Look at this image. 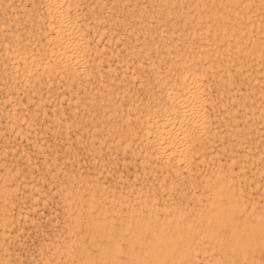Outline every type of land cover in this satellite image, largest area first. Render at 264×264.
<instances>
[{"label":"bare ground","instance_id":"6f19581e","mask_svg":"<svg viewBox=\"0 0 264 264\" xmlns=\"http://www.w3.org/2000/svg\"><path fill=\"white\" fill-rule=\"evenodd\" d=\"M18 1V0H17ZM16 1V2H17ZM43 5H44V14L45 16H47V20L45 21V32L44 34V41L42 44L37 43L39 46L37 48V46H34V51H32V48L30 47H26L23 44H19L20 42L17 41V38H14L13 35L10 36V42L7 43L6 41L2 40L3 45L1 46V51L6 55V61L8 62V70L9 73L11 75H13V81H15V77H23V81L29 82L30 80H33L35 78L38 77V75L43 73L45 76V73H51L53 72V74H62V75H69L70 77L73 78V76L76 77L79 76L81 77L82 75H89V69H87L88 67H90L87 65V63L90 61H94L93 63H97V61L95 62L96 58H98L96 56L95 52H98V50H96L95 48V54L92 52V57L91 55L88 53L89 50L87 48V42L85 38H89L86 37L87 35V30H83L88 26V23H83V24H78L76 18L74 17V10L71 14L69 15V7L73 5L74 0H43ZM78 2V0H76ZM87 1V0H85ZM85 1L83 3V5L85 4ZM107 1V0H106ZM111 1V0H110ZM126 1V0H125ZM125 1L122 0V2L125 3ZM130 1V0H127ZM136 0H134L135 2ZM140 1V0H139ZM138 1V2H139ZM147 1V0H146ZM145 1V2H146ZM154 1V0H153ZM152 1V2H153ZM158 1V0H157ZM162 3L164 2V4L167 6L169 5V3H171L170 1H166V0H159ZM179 5H180V0H177ZM184 1V0H183ZM181 0V4L183 2ZM206 1V0H205ZM208 1V0H207ZM219 1V7L217 9H215L213 7V9H207V5L206 8H203L204 2L203 1H197V0H191V8L189 6H185V7H189L188 10H185L184 12L182 11V13L177 14V12H175V10H173L172 8H166V12H171V15L173 14V20L170 21V25L167 27L162 28L161 26H156L155 28H148V27H144L143 25H147L149 24V22L147 21L148 19L145 17L144 19H147L146 21L148 23L142 24L141 28V32L140 35L136 36V38L139 40L138 42H135L136 44L130 45L129 50L133 51L136 48H138V52H141L140 54L144 55V57H146V61L147 64L151 65L150 67V71L152 73V79L154 81V83L156 84V89L159 91V93H156V100L151 103V98L148 103L147 101H145L144 103H142V99L141 102H139L136 98H135V94L133 96H129L127 97L125 102L122 101H118V94H116L117 92H115V90L113 89V86L111 87L112 89H110L109 87V82H107V87L105 88V94H102V99H100V102L97 101L96 107L92 105V104H87L85 106H82V109L84 110V112L82 113H78L82 114L83 117L87 118L89 120V122L95 121L96 118L99 120V118L102 116H105L101 121L104 123H100V127L101 125L104 126L105 125V130L106 132L105 135L109 138L110 141L114 140L116 138V142L117 145L120 146V150H122V147L124 146H128L130 147V149H128L127 151H133V148L131 146H129V143L131 142V134L136 133L138 136L135 138L136 140H138L139 143L141 144H146L147 147L150 150L148 151V154H152L157 160H159L161 163H164V165L166 166H170L172 169H174L176 167V171H180L178 170V165L176 162V160L179 161V159H182V161L184 162V158L187 160L185 162H189V158L187 157V149L185 148V146L187 144H189V141H191V139L195 136V132L192 129L193 122H198L199 124L194 125V127H197L196 131L198 130L199 127H201L202 125L206 124L203 123V117L206 114H203L199 112L200 107H202L203 102L206 100L207 98L210 99V97H208V95L206 96L203 93V88L205 86V82L206 79H204V76H206V74H210L213 77H215V81L216 83H218L220 85V88L223 90H227L228 89V85H229V80H230V71L228 70L229 66H232L233 68L237 69L239 68L241 71V66L243 64L246 65V63L252 62V61H258V59L262 60V56L264 54V0H218ZM7 2V1H6ZM132 2V1H130ZM142 2V1H141ZM140 2V3H141ZM144 2V1H143ZM148 2V1H147ZM151 1H149L148 3H146V5H148L149 3H152ZM185 2V1H184ZM183 2V3H184ZM190 2V1H189ZM216 2V1H215ZM100 3V1H99ZM109 3V2H108ZM111 3V2H110ZM109 3V4H110ZM116 3V2H115ZM137 3V2H136ZM135 3V4H136ZM155 3V2H154ZM153 3V4H154ZM186 3H188V1L186 0ZM210 3V2H209ZM217 3V2H216ZM251 3V7H247V8H243L245 5ZM30 4V3H29ZM40 4V3H39ZM79 4V3H78ZM87 4V3H86ZM94 4V2H93ZM101 4H102V0H101ZM108 4V5H109ZM118 6V3H116ZM115 4V6H116ZM130 4V3H129ZM134 4V3H132ZM176 4V2H175ZM190 4V3H189ZM214 4V2H213ZM21 5V4H20ZM76 5V3L74 4V6ZM98 5V4H97ZM96 5V6H97ZM107 5V4H106ZM105 5V8L107 7ZM121 5V4H119ZM127 5V4H126ZM152 5V4H151ZM158 5V4H157ZM160 5V4H159ZM171 5V4H170ZM177 5V4H176ZM188 5V4H187ZM6 6V5H5ZM19 6V5H18ZM33 6V5H32ZM80 5H78L79 7ZM91 6V5H90ZM89 6V7H90ZM101 6V5H100ZM140 6V5H139ZM149 6V5H148ZM154 6V5H153ZM152 6V8H153ZM175 6V5H174ZM184 6V4H183ZM182 6V7H183ZM209 6V5H208ZM217 6V5H216ZM39 7V6H38ZM86 7V6H85ZM109 7V6H108ZM125 7V6H124ZM127 7V6H126ZM130 7V6H129ZM135 7V6H134ZM145 8V6H143ZM150 7V6H149ZM148 7V8H149ZM158 7V6H157ZM162 7V6H161ZM164 7V9H165ZM170 7V6H169ZM8 8V7H7ZM10 8V7H9ZM19 8V7H18ZM41 8V7H40ZM97 8V7H95ZM121 8V6H120ZM133 8V7H131ZM136 8V7H135ZM138 8V7H137ZM143 8V9H144ZM147 8V7H146ZM151 8V9H152ZM174 8V7H173ZM178 8V7H177ZM210 8V7H209ZM38 9V8H37ZM43 9V8H42ZM71 9V8H70ZM74 9V8H72ZM90 9V8H89ZM119 9V8H118ZM126 9V8H123ZM130 9V8H129ZM157 9V8H155ZM162 9V8H161ZM160 9V10H161ZM163 9V10H164ZM181 9V8H180ZM186 9V8H185ZM2 10V9H1ZM10 10V9H9ZM13 10V9H12ZM78 10V9H77ZM82 10V9H81ZM97 10V9H96ZM120 10V9H119ZM135 10V9H134ZM137 10V9H136ZM148 9H146L147 11ZM153 10V9H152ZM184 10V9H183ZM40 11V10H39ZM84 11V9H83ZM89 11V10H88ZM144 11V10H143ZM165 11V10H164ZM177 11V10H176ZM179 11V10H178ZM22 12V11H20ZM29 12V11H28ZM104 12V11H103ZM107 12V11H106ZM153 12V11H152ZM159 12V11H158ZM8 13V12H7ZM10 13V12H9ZM12 13V12H11ZM14 13V12H13ZM105 13V12H104ZM126 13V11H125ZM134 13V11L132 12ZM148 13V11H147ZM76 14V13H75ZM81 14V13H80ZM79 14V15H80ZM83 14V13H82ZM93 14V13H92ZM98 14V13H97ZM107 14V13H106ZM110 14V13H109ZM108 14V15H109ZM116 14V12H115ZM121 14V13H120ZM135 14V13H134ZM138 14V13H137ZM156 14V13H155ZM8 15V14H7ZM37 15V14H36ZM78 15V14H77ZM84 15V14H83ZM102 15V14H101ZM141 15L140 11L138 16ZM148 15V14H147ZM152 15V14H151ZM158 15V14H157ZM167 15V17H168ZM24 16H28L24 14ZM33 16V15H32ZM98 16V15H97ZM96 16V17H97ZM110 16V15H109ZM117 17V15H115ZM114 16V17H115ZM123 16V15H122ZM125 16V14H124ZM143 16V15H142ZM145 16V15H144ZM93 17V16H92ZM104 17V16H103ZM115 17V18H116ZM134 17V16H133ZM137 21H140V16H139V20L137 18V16H135ZM152 17V16H151ZM209 17V18H208ZM34 18V17H33ZM36 18V17H35ZM41 18V17H40ZM75 18V19H74ZM119 18V16H118ZM150 18V16H149ZM164 18V17H163ZM170 17H168L169 19ZM208 18V19H207ZM2 19V18H1ZM90 19V18H88ZM97 19V18H96ZM99 19V18H98ZM101 19V18H100ZM128 19V18H127ZM152 19V18H151ZM156 19V18H155ZM167 19V18H166ZM83 20V19H81ZM117 20V19H116ZM121 20V19H120ZM142 20V19H141ZM154 20V19H153ZM157 20V19H156ZM80 21V19H79ZM86 20H84L85 22ZM94 21V19H93ZM99 21V20H98ZM107 21V20H106ZM110 21V20H109ZM133 21V20H132ZM145 21V22H146ZM161 21V20H159ZM11 22V21H10ZM30 22V20H29ZM32 22V20H31ZM87 22V21H86ZM104 22V21H102ZM115 22V21H114ZM125 22V21H123ZM134 22V21H133ZM156 22V21H155ZM165 22V21H164ZM210 22V23H208ZM36 23V22H35ZM34 23V26H35ZM44 23V22H43ZM82 23V22H81ZM91 23V22H90ZM131 23V22H130ZM143 23V22H142ZM102 23L100 22V25ZM108 24V23H106ZM117 24V23H116ZM128 24V23H125ZM135 24V23H133ZM152 24V23H151ZM156 24V23H155ZM162 24V22H161ZM159 22V25H161ZM164 24V23H163ZM22 25V24H21ZM39 25V24H38ZM90 25V24H89ZM96 25V24H95ZM112 25V24H111ZM130 25V24H129ZM132 25V24H131ZM130 25V26H131ZM137 25V24H136ZM153 25V24H152ZM151 25V27H152ZM158 25V23H157ZM41 26H43L41 24ZM97 26V25H96ZM118 26V25H117ZM121 26V25H120ZM126 26V25H125ZM138 26V25H137ZM148 26V25H147ZM27 27H29V25H27ZM33 27V26H32ZM90 27V26H89ZM107 27V26H106ZM106 27L104 26H97V28H94V31H102V29H105ZM129 27V26H128ZM150 27V24H149ZM26 28V27H25ZM38 28V27H37ZM88 28V27H87ZM86 28V29H87ZM120 28V27H119ZM122 28V27H121ZM137 28V27H135ZM28 29V28H27ZM26 29V30H27ZM111 28H109L110 30ZM127 29V28H126ZM139 29V28H137ZM9 30V29H7ZM36 30V29H35ZM38 30V29H37ZM42 33H43V29ZM91 30V29H90ZM107 30V29H106ZM112 30V29H111ZM117 30V29H116ZM132 30V28H131ZM4 31V30H3ZM11 31V30H10ZM14 31V30H13ZM12 31V32H13ZM84 31V32H83ZM96 31V32H97ZM128 31H130L128 29ZM139 31V30H138ZM1 32V31H0ZM16 32V31H14ZM86 32V35L84 34ZM91 32V31H90ZM95 32V33H96ZM127 31H125L126 34ZM132 33V31H130ZM7 33V32H6ZM17 33V32H16ZM33 33V31H32ZM37 32H35L36 34ZM93 33V32H92ZM109 33V31H108ZM107 33V34H108ZM118 34H121L120 32H117ZM136 33V32H135ZM2 34V33H1ZM0 34V35H1ZM12 34V33H11ZM15 34V33H14ZM25 34L27 35L26 31ZM91 35V33H89ZM21 35V34H20ZM19 35V36H20ZM37 35V34H36ZM95 35V34H94ZM93 35V36H94ZM98 35V33H97ZM17 36V35H15ZM117 36V34H116ZM122 36V35H119ZM126 36V35H125ZM124 36V37H125ZM134 36V34L132 35ZM12 37V38H11ZM32 37V35H31ZM30 37V39H31ZM100 37V36H99ZM108 37V35H107ZM105 37V38H107ZM115 37V36H114ZM118 37V36H117ZM123 37V38H124ZM127 37V36H126ZM131 36H128V38ZM21 38V36H20ZM33 38V37H32ZM109 38V37H108ZM127 38V39H128ZM133 38V37H132ZM135 38V37H134ZM27 40V38H25ZM29 39V37H28ZM91 39V37L89 38ZM98 39V38H97ZM104 39V38H103ZM122 39V38H121ZM125 39V38H124ZM123 39V40H124ZM35 40V39H34ZM92 40V39H91ZM115 39H113L114 41ZM129 40V39H128ZM31 42H33V40H30ZM39 40H37L38 42ZM122 41V40H121ZM2 42H0L2 44ZM99 42V41H98ZM23 43V41L21 42ZM34 43V42H33ZM32 43V44H33ZM94 43V41H93ZM108 43V42H107ZM106 43V44H107ZM134 43V42H133ZM26 44V43H25ZM28 44V43H27ZM92 45V43H89V45ZM97 44V43H96ZM100 44V43H99ZM102 44V43H101ZM105 44V45H106ZM112 44V43H111ZM123 44V43H122ZM132 44V43H131ZM34 45V44H33ZM88 45V46H89ZM94 46V44H93ZM129 46V45H128ZM91 47V46H90ZM117 47V46H116ZM104 48L107 49V47L105 46ZM112 48V47H111ZM140 48V49H139ZM92 49V48H91ZM99 49V47H98ZM109 49V47H108ZM88 50V52H87ZM100 50V49H99ZM110 50V49H109ZM113 50V49H112ZM115 50V49H114ZM117 50V48H116ZM126 50V49H125ZM128 50V51H129ZM92 51V50H91ZM1 52V53H2ZM110 52V51H109ZM108 52V54H109ZM115 53V51H113ZM123 52V51H122ZM150 52L153 53L154 57H157L160 61H161V65L159 67L157 66H153V58L152 54L150 55ZM2 53V55H3ZM102 53V52H101ZM117 53V51H116ZM133 53V52H132ZM105 53L101 54L104 55ZM107 54V55H108ZM111 54V53H110ZM120 54V53H118ZM123 54V53H122ZM131 54V52H130ZM140 54L138 56H140ZM4 55V56H5ZM100 55V54H99ZM114 55V54H113ZM134 55V54H133ZM132 55V57L130 56V60H128V62H131V66L134 65H139L142 63L141 60H139L138 58L141 57H134ZM116 56V54H115ZM123 56V55H122ZM126 56V55H125ZM101 57V56H99ZM109 57V56H108ZM105 58V56H104ZM102 59V58H101ZM99 58V61L101 60ZM106 59V58H105ZM104 59V61H106ZM124 59H126V57H124ZM123 58L121 59L124 60ZM157 59V60H158ZM116 60V59H115ZM156 60V62L158 63V61ZM5 61V63H6ZM98 61V62H99ZM126 61V60H125ZM124 61L123 66L125 68L128 67L127 63ZM1 62V60H0ZM4 62V61H3ZM89 62V63H90ZM116 62V61H115ZM253 62V63H254ZM108 63V62H107ZM114 63V61H113ZM157 63H155L157 65ZM4 64V63H3ZM255 64V63H254ZM260 64V63H258ZM94 65V64H93ZM92 65V66H93ZM98 65V63H97ZM244 65V66H245ZM6 66V65H4ZM88 66V67H87ZM106 67H108L107 65H105ZM105 66H101V68H105ZM121 66V65H120ZM148 66V65H147ZM257 66V65H256ZM263 66V65H261ZM95 67V66H94ZM100 66L98 65L97 68H99ZM129 67V68H130ZM252 67V65H251ZM258 67V66H257ZM6 67H3L4 72L7 71L5 69ZM91 68V67H90ZM111 68V67H110ZM118 68V67H117ZM123 68V67H122ZM133 68V67H132ZM139 68L142 69V66H140ZM1 69V67H0ZM100 69V68H99ZM108 69V68H107ZM120 69V68H119ZM135 69V67H134ZM138 69V68H137ZM230 69V68H229ZM238 69V70H239ZM2 70V69H1ZM101 70V69H100ZM99 71L100 73L102 71ZM104 70V69H102ZM114 70V68H113ZM116 70V69H115ZM118 70V69H117ZM122 70V69H121ZM123 70H125L123 68ZM133 70V69H132ZM245 70V68H244ZM254 70V69H252ZM263 70V69H262ZM109 71V70H108ZM112 71V68L111 70ZM109 71V72H110ZM129 71V73H127L126 75H128V79L129 76L131 77V75H134L135 70ZM139 71V70H137ZM136 71L137 74H139ZM141 71V70H140ZM243 71V70H242ZM250 71V70H249ZM2 72V71H1ZM63 72L65 74H63ZM115 72V71H113ZM112 72V73H113ZM128 72V71H127ZM144 72V71H143ZM142 72V74H143ZM149 72V70H148ZM147 72V73H148ZM233 73V70L231 71ZM247 72V71H246ZM244 72V73H246ZM98 73V72H97ZM107 73V72H106ZM126 73V72H125ZM135 73V75H136ZM141 73V72H140ZM239 73V72H238ZM241 73V72H240ZM243 73V72H242ZM241 73V74H242ZM243 73V74H244ZM5 74V73H4ZM9 74V78L10 75ZM42 74V75H43ZM53 75L56 76L57 75ZM91 74V73H90ZM93 74V73H92ZM99 74V73H98ZM103 74V73H102ZM121 74L124 75V72L121 71ZM140 74V75H142ZM145 74V73H144ZM149 74V73H148ZM252 74V73H251ZM1 75V74H0ZM7 75V73H6ZM47 75V74H46ZM52 75V74H51ZM62 77V81H64L63 79L65 77ZM81 75V76H80ZM101 75V74H99ZM118 75V74H117ZM138 75V76H140ZM8 76V75H7ZM104 76V75H103ZM111 76V75H110ZM137 76V75H136ZM242 76V75H241ZM255 76V75H254ZM3 77V76H2ZM5 77V76H4ZM50 77V76H49ZM78 77V78H79ZM92 77V76H90ZM140 77H145V76H140ZM247 77V76H245ZM46 78V77H43ZM58 78V77H57ZM75 78V77H74ZM85 78V76L83 77ZM96 78V76H95ZM98 78V75H97ZM105 78V77H103ZM115 78V77H114ZM133 78V77H132ZM130 78V79H132ZM146 78V77H145ZM259 78V77H258ZM19 79V78H18ZM21 79V78H20ZM41 79V78H40ZM49 79V78H48ZM52 79V78H51ZM55 79V78H54ZM67 79H70L69 77ZM121 78L119 77V80ZM126 79V78H125ZM247 79V78H246ZM254 79H256L254 77ZM260 79V78H259ZM7 80V79H6ZM38 80V79H37ZM71 80V79H70ZM77 80V79H76ZM82 80V77H81ZM98 80V79H97ZM109 80V78H108ZM107 80V81H108ZM114 80V79H113ZM123 81V79H121ZM120 80V82H121ZM139 80V79H136ZM151 80V78H150ZM10 81V80H8ZM7 81V82H8ZM22 81V83H23ZM39 81V80H38ZM37 81V82H38ZM42 81V80H41ZM48 81V80H46ZM45 81V82H46ZM56 81V80H55ZM82 81H86L85 79ZM88 81V80H87ZM91 81V80H90ZM103 81V80H102ZM140 81V80H139ZM138 81V82H139ZM142 81V80H141ZM145 81V80H143ZM152 81V80H151ZM210 81V80H209ZM212 81V80H211ZM238 81V80H237ZM236 81V82H237ZM2 82V81H1ZM44 82V84H46ZM96 82V80H95ZM94 82V83H95ZM99 82V80H98ZM106 81L104 80V83ZM126 82V81H125ZM137 82V84H139ZM253 82V81H252ZM11 83V82H10ZM9 83V84H10ZM13 83V82H12ZM11 83V84H12ZM15 83V82H14ZM18 83V81H17ZM30 83V82H29ZM32 83V81H31ZM30 83V84H31ZM48 83V82H47ZM63 85L65 84L66 87L70 86L69 84L67 85L66 83L62 82ZM67 83H69V81H67ZM80 83V82H78ZM83 83V82H81ZM88 83V82H87ZM92 83V82H91ZM101 83V81H100ZM104 83H102L101 85H103ZM113 83V82H112ZM123 82H121L120 84L122 85ZM129 84L132 82H128ZM127 83V85H128ZM145 83V82H143ZM147 83V81H146ZM150 83V81H149ZM208 84V82H206ZM214 83V82H213ZM245 83V82H244ZM251 83V81H250ZM262 83V82H261ZM8 84V83H6ZM10 84V85H11ZM21 84V83H20ZM27 84V83H26ZM38 83H36L37 85ZM56 84V83H55ZM77 84V82H76ZM89 84V83H88ZM126 84V83H125ZM148 84V83H147ZM246 84V83H245ZM47 85V84H46ZM45 85V86H46ZM64 85V86H65ZM83 86V84H81ZM93 85V84H92ZM106 85V84H105ZM104 85V87H105ZM118 85V84H117ZM126 85V86H127ZM134 85V84H133ZM132 85V86H133ZM146 85V84H144ZM141 84V86H144ZM237 85V84H236ZM1 86V84H0ZM4 86V85H3ZM20 86H24V85H20ZM62 86V85H61ZM60 86V87H61ZM77 86V85H76ZM75 86V87H76ZM148 86V85H146ZM155 86V85H154ZM17 87V86H15ZM31 86H29L30 88ZM38 87V86H37ZM58 87V86H57ZM89 87V86H88ZM98 87V86H96ZM131 87V84H130ZM136 87V85H135ZM258 87V86H257ZM4 88V87H3ZM23 88V87H22ZM28 88V89H29ZM54 88V87H53ZM74 88V87H73ZM95 90L96 88L93 87ZM115 88V87H114ZM127 88V87H125ZM151 88V87H150ZM149 88V89H150ZM207 88H209V85L207 86ZM216 88V87H214ZM219 88V87H218ZM259 88V87H258ZM257 88V89H258ZM11 89V88H10ZM15 89V88H14ZM18 89V87L16 88V90ZM34 89V88H32ZM57 89V88H56ZM72 89V88H71ZM83 88H81V90H83ZM92 89V88H91ZM130 89V88H129ZM132 89V88H131ZM155 89V87H154ZM210 89V88H209ZM232 89V88H231ZM238 89V88H237ZM243 89V88H242ZM20 90V88L18 89ZM25 90V89H24ZM24 90H22L24 92ZM36 90V89H35ZM69 90V89H68ZM104 90V89H103ZM119 90V89H118ZM117 90V91H118ZM144 90V89H143ZM207 90V89H206ZM217 90V88H216ZM236 90V89H234ZM248 90V88H247ZM252 90V87H251ZM259 90V89H258ZM257 90V91H258ZM6 91V90H5ZM27 91V89H26ZM57 91V90H56ZM88 91V89H87ZM101 93L102 92V88H101ZM114 91V92H112ZM120 91V90H119ZM122 91V90H121ZM125 91V90H124ZM131 91V90H130ZM139 91V90H138ZM146 91V90H144ZM150 91V90H149ZM156 91V90H155ZM209 91V90H208ZM221 91V90H220ZM238 91V90H237ZM244 91V90H243ZM256 91V92H257ZM4 92V91H3ZM45 92L46 89H45ZM44 92V93H45ZM75 92V91H74ZM92 92V90H91ZM98 92V90H97ZM206 92V91H204ZM210 92V91H209ZM209 92H207L206 94H208ZM228 92V91H227ZM226 92V93H227ZM231 91H229L230 93ZM233 92V91H232ZM15 93V92H14ZM27 93V92H26ZM30 93V91H29ZM34 93V91L32 92ZM38 93V91H37ZM63 93V92H62ZM61 93V94H62ZM69 93V91H68ZM83 93V92H82ZM81 93V94H82ZM89 93V92H88ZM142 93V92H141ZM148 93V92H147ZM151 93V92H150ZM155 93V92H154ZM215 93V91H214ZM9 94V93H8ZM22 94V92H21ZM20 94V95H21ZM41 94V93H40ZM53 94V93H52ZM93 94V93H92ZM127 94V93H126ZM146 94V93H145ZM144 94V95H145ZM153 94V93H152ZM6 95V94H5ZM9 95H12V93H10ZM39 95V93H38ZM117 95V96H116ZM125 95V94H124ZM213 95V94H212ZM220 95V94H219ZM228 95V94H227ZM236 95V94H235ZM238 95V94H237ZM252 95V94H251ZM255 95V94H254ZM4 96V95H3ZM13 96V95H12ZM45 96V95H44ZM43 96V97H44ZM60 96V95H59ZM63 96V94L61 95ZM74 96V95H73ZM79 96V94H78ZM77 96V98H78ZM93 96V95H92ZM139 96V95H138ZM141 96V94H140ZM139 96V97H140ZM153 96H155L153 94ZM210 96V94H209ZM214 96V95H213ZM212 96V97H213ZM234 96V95H233ZM242 96V95H241ZM240 96V97H241ZM6 97V96H5ZM14 97V96H13ZM18 97V96H17ZM27 97V94H26ZM26 97H24L26 99ZM50 97V96H48ZM76 97V96H74ZM82 97V96H81ZM88 97V96H87ZM86 97V98H87ZM91 97V94H90ZM100 97V96H98ZM144 97V96H143ZM149 97V96H148ZM219 97V96H218ZM217 97V98H218ZM225 97V96H224ZM245 97V96H244ZM261 97V96H260ZM7 98H9V96L7 95ZM32 100V97H29ZM42 98V97H41ZM65 98V97H64ZM70 98V97H69ZM76 98V100H78ZM121 98H125V97H121ZM120 98V99H121ZM147 98V96H146ZM145 98V99H146ZM216 98V99H217ZM231 98V97H230ZM3 99V98H2ZM14 99V98H12ZM16 99V98H15ZM24 99V100H25ZM28 99V98H27ZM35 99V98H34ZM38 99V98H37ZM55 99V98H54ZM67 99V98H66ZM91 99V98H90ZM98 99V98H96ZM209 103H211V99L209 100ZM221 99V98H220ZM237 99V98H236ZM246 99V98H245ZM1 100V99H0ZM42 100V99H41ZM46 100V99H45ZM65 100V99H64ZM81 100V99H80ZM88 100V99H86ZM85 100V101H86ZM93 100V99H92ZM149 100V99H148ZM234 100V99H233ZM253 100V99H252ZM257 100V99H256ZM3 100H1L2 102ZM17 101V100H15ZM19 101V99H18ZM27 101V100H26ZM58 101V99H57ZM67 101V100H66ZM91 100H89L90 102ZM124 101V100H123ZM215 101V100H212ZM246 101V100H245ZM249 101V100H248ZM11 102V101H9ZM38 102V101H36ZM83 102V100H82ZM242 102V101H240ZM4 103V102H3ZM18 103V102H17ZM21 103V101H20ZM26 103V102H25ZM35 103V102H34ZM33 103V105H34ZM54 103V102H53ZM58 103V102H57ZM74 103V102H73ZM80 103V102H78ZM84 103V102H83ZM82 103V104H83ZM142 103V104H141ZM263 103V102H262ZM260 103V105L262 104ZM1 104V103H0ZM59 104V103H58ZM215 104V103H214ZM219 104V103H218ZM226 104V103H225ZM238 104V103H237ZM258 104V103H257ZM13 105V104H12ZM9 105V106H12ZM16 105V103H15ZM38 105V104H37ZM81 105V104H80ZM79 105V106H80ZM210 105V104H209ZM216 105V104H215ZM240 105V104H239ZM252 105V104H251ZM250 105V106H251ZM8 106V107H9ZM21 106V105H20ZM24 106V105H23ZM35 106V105H34ZM55 106V105H54ZM78 106V108H79ZM204 106H206L204 104ZM203 106V109H204ZM235 106V105H234ZM243 106V109L246 107ZM258 106V105H257ZM2 107V106H1ZM0 107V108H1ZM17 107V106H16ZM53 107V106H52ZM61 107V106H60ZM213 107V106H212ZM226 107V106H224ZM228 107V106H227ZM232 107V106H231ZM248 107V105H247ZM5 108V107H4ZM3 108V109H4ZM25 108V107H24ZM32 108V107H31ZM76 108V107H74ZM211 108V105H210ZM214 108V107H213ZM211 108V109H213ZM217 108V107H216ZM236 108V106H235ZM235 108L232 109L235 110ZM249 108V107H248ZM256 108V107H253ZM261 108V107H260ZM11 109V107H10ZM68 109V108H67ZM72 109V108H71ZM81 109V110H82ZM225 109V108H224ZM240 109V108H239ZM42 110V109H40ZM130 110L133 112H131V116L133 114L134 116V125L133 127H129L127 125V123L130 122V120L127 121V123L125 122L127 120V118L130 116ZM230 110V109H229ZM2 111V110H1ZM5 111V109H4ZM10 113V110H7ZM12 111V109H11ZM14 111V110H13ZM16 111V109H15ZM59 111V110H57ZM215 111V110H214ZM220 111V110H219ZM228 111V110H227ZM226 111V112H227ZM232 111V110H231ZM252 111V110H251ZM254 111V110H253ZM256 111H258L256 109ZM3 112V111H2ZM24 112V111H23ZM27 112V111H26ZM36 112V111H35ZM81 112V111H80ZM218 112V111H217ZM216 112V113H217ZM224 112V110L222 111ZM18 113V112H17ZM15 113V115L17 114ZM31 113V112H30ZM29 113V114H30ZM239 113V112H238ZM6 114V113H4ZM3 114V115H4ZM19 114V113H18ZM18 114L16 117H18ZM27 114V113H26ZM52 114V112H51ZM50 114V115H51ZM203 114V117H202ZM208 114V113H207ZM220 114V113H219ZM225 114V113H224ZM222 114V115H224ZM228 114V113H227ZM230 114V113H229ZM248 114V113H247ZM10 117L12 115L9 114ZM14 115V114H13ZM42 115V114H40ZM57 115V114H56ZM54 115V116H56ZM61 115V114H60ZM59 115V116H60ZM77 115V116H78ZM244 115V114H243ZM250 115V114H249ZM254 115V114H251ZM26 116V115H25ZM29 117V115H27ZM227 116V115H226ZM8 117V116H7ZM6 117V118H7ZM9 117V118H10ZM20 117V116H19ZM40 117V116H39ZM208 117V115H207ZM239 117V116H238ZM256 117V116H255ZM262 117V116H261ZM38 118V117H37ZM56 118V117H55ZM211 118V117H210ZM213 118V116H212ZM223 118V117H222ZM236 118V117H234ZM243 118L245 119V116H243ZM252 118V117H250ZM254 118V117H253ZM5 119V118H4ZM3 119V121H5ZM12 119V117H11ZM21 119V118H19ZM17 119V120H19ZM84 119V118H83ZM205 119V118H204ZM209 119V118H208ZM207 119V120H208ZM233 119V118H232ZM238 119V118H237ZM243 119V120H244ZM15 120V118H14ZM22 120V119H21ZM20 120V121H21ZM30 120V118H29ZM64 120V118H63ZM206 120V119H205ZM226 120V119H225ZM234 120V119H233ZM236 120V119H235ZM256 120V119H255ZM28 121V118L27 120ZM58 121V120H56ZM65 121V120H64ZM224 121V120H223ZM222 121V122H223ZM250 121V120H249ZM261 121V120H260ZM9 124L10 121H8ZM13 122V119H12ZM22 122V121H21ZM25 122V120L23 121ZM67 122V121H66ZM100 122V120H99ZM132 122V121H131ZM130 122V123H131ZM207 122V121H206ZM209 122V121H208ZM212 122V121H211ZM221 122V121H220ZM219 122V123H220ZM234 122V121H233ZM254 122V121H252ZM251 122V123H252ZM26 123V122H25ZM75 123V121H74ZM129 123V124H130ZM210 123V122H209ZM216 123V122H215ZM227 123V122H226ZM225 123V124H226ZM229 123V122H228ZM246 123V122H245ZM249 123V122H248ZM3 124V123H2ZM15 124V123H14ZM19 124V123H16ZM56 124V123H55ZM64 124V123H63ZM91 124V123H90ZM133 124V123H132ZM208 124V123H207ZM211 124V123H210ZM231 124V123H230ZM255 124V122H254ZM258 124V123H256ZM260 124V123H259ZM32 125V123H31ZM29 125L28 122V126ZM58 125V124H57ZM94 125H96V123L94 122V124L90 125L92 127H94ZM98 125V124H97ZM131 125V124H130ZM213 125H214V121H213ZM224 125V124H223ZM235 125V124H234ZM233 125V126H234ZM237 125V124H236ZM249 125V124H247ZM261 125H263L261 123ZM12 126V125H11ZM20 128V124L18 125ZM18 126H16L18 128ZM23 126V123H22ZM26 126V124H25ZM65 126V125H64ZM86 126V125H85ZM88 126V125H87ZM210 126V125H208ZM243 126V125H242ZM241 126V127H242ZM252 126V125H251ZM10 127V126H9ZM57 127V126H56ZM99 127V128H100ZM213 127V126H212ZM211 127V129H212ZM219 127V126H218ZM224 127V126H223ZM227 127V126H226ZM238 127V126H237ZM254 128V125L252 126ZM258 127V125H257ZM22 128V127H21ZM20 128V129H21ZM23 128H26L23 126ZM28 128V127H27ZM26 128V129H27ZM64 128V127H63ZM66 128V126H65ZM95 129L97 128L94 127ZM93 128V129H94ZM99 128H97L99 130ZM103 128V127H102ZM209 128V127H208ZM216 128V127H215ZM214 128V129H215ZM250 128V126H249ZM260 128V127H258ZM52 129V128H51ZM85 129V128H84ZM238 129V128H237ZM245 129H247V133L249 134L250 132L252 133V131L248 132V128H246L245 125ZM1 130V129H0ZM10 130V129H9ZM12 130V128H11ZM19 130V129H18ZM16 130V131H18ZM28 130V129H27ZM92 130V129H91ZM203 130V129H202ZM229 130L230 129H226ZM260 130V129H259ZM263 131V129H261ZM14 131V130H13ZM15 131V132H16ZM24 131H26L24 129ZM23 131V133H25ZM29 131V130H28ZM34 131V125H33V130ZM95 131V130H94ZM222 131V130H221ZM235 131V129H234ZM234 131L231 130V132L235 133ZM261 131V132H262ZM88 132V131H87ZM199 132V131H198ZM197 132V133H198ZM205 132H209V131H205ZM204 132V133H205ZM228 132V131H227ZM230 132V134L232 135V133ZM242 132V129L241 131ZM260 131H258L259 133ZM260 132V133H261ZM21 133V131H20ZM19 133V134H20ZM26 133H28L26 131ZM32 133V132H31ZM99 133V131H98ZM202 133V132H201ZM203 133V135H204ZM218 132H215V135ZM220 133V132H219ZM257 133V132H256ZM257 133V134H258ZM263 133V132H262ZM12 134V133H11ZM15 134V133H13ZM22 134V133H21ZM34 134V133H33ZM91 134V131H90ZM94 134V133H93ZM199 134V133H198ZM196 134V136L198 135ZM206 134V133H205ZM212 134V133H210ZM226 134V133H225ZM237 134V133H236ZM239 134V133H238ZM237 134V135H238ZM244 134V133H243ZM246 134V133H245ZM253 134V133H252ZM255 134V133H254ZM256 134V135H257ZM76 135V134H75ZM89 135V134H88ZM103 134H101L102 136ZM202 135V134H201ZM206 134L204 136V138H207ZM219 135V134H218ZM259 135V134H258ZM98 136V134H97ZM212 136V135H211ZM253 136V135H252ZM261 136V135H260ZM20 137V135H19ZM33 137V136H32ZM100 137V136H99ZM122 137V139L120 138ZM218 137V136H217ZM220 137V135H219ZM230 137V135H229ZM235 137V136H234ZM240 137V136H238ZM2 138V137H1ZM4 138V137H3ZM24 138V137H23ZM196 138L193 139L195 141H197V139H199V141H202L203 137L201 136V140L198 136L194 137ZM248 138V137H247ZM256 138V137H255ZM259 138V137H258ZM30 139V137H29ZM41 139V138H40ZM95 139V138H94ZM118 139L121 141H118ZM212 139V137H211ZM221 139V138H219ZM225 139V137H224ZM230 139V138H229ZM235 139V138H234ZM242 139H244L242 137ZM262 139V137L260 138ZM98 140V139H97ZM96 140V141H97ZM100 140V139H99ZM135 140V141H136ZM192 140V141H193ZM204 140V139H203ZM208 139H206L207 141ZM213 140V139H212ZM210 140V141H212ZM231 140V139H230ZM233 140V139H232ZM247 139H245L246 142ZM35 141V140H34ZM33 141V143H34ZM89 141V139L87 140ZM209 141V142H210ZM218 141V140H217ZM215 140V142H217ZM262 141V140H261ZM194 142V141H193ZM208 142V144H210ZM213 142V141H212ZM214 142V143H215ZM222 142V141H221ZM227 142V139L226 141ZM232 142V141H231ZM240 143V141H238ZM254 142V141H253ZM252 142V143H253ZM264 142V141H262ZM38 143V142H37ZM36 143V144H37ZM97 143L99 144V142L97 141ZM102 143V141H101ZM113 143V142H112ZM223 143V142H222ZM242 143V142H241ZM240 143V144H241ZM40 144V143H39ZM66 144V143H65ZM90 144V143H88ZM92 144V143H91ZM91 144L89 146H91ZM105 144V142H104ZM137 144V143H136ZM194 144V143H193ZM198 144V142H197ZM201 145L202 142L200 143ZM243 144V143H242ZM256 144V141H255ZM33 145V144H32ZM96 145V144H95ZM94 145V146H95ZM116 145V146H117ZM134 145V142H133ZM139 145V144H138ZM221 145V143L219 144ZM226 145V143H225ZM224 145V146H225ZM229 145V144H227ZM237 145V143H236ZM235 145V146H236ZM39 145H36V147ZM42 146V145H41ZM93 146V147H94ZM97 146V145H96ZM104 146V145H103ZM107 146V145H106ZM114 146V145H113ZM193 146V145H192ZM195 146V145H194ZM218 146V145H217ZM217 146H214L215 148H217ZM222 146V145H221ZM234 146V145H233ZM232 146V148H233ZM240 146V145H239ZM242 146V145H241ZM34 147V146H33ZM92 147V149H93ZM108 147V146H107ZM137 147V146H136ZM196 147V146H195ZM219 147V146H218ZM230 147V146H229ZM247 147H251L249 144ZM254 147V145H253ZM262 148V146H260ZM6 149H8L7 147H5ZM41 148V147H38ZM95 148V147H94ZM97 148V147H96ZM96 148H95V153H96V158H97V153L96 152ZM111 148V147H110ZM113 148V147H112ZM111 148V149H112ZM145 148V147H144ZM183 148H185L183 150ZM201 148V147H199ZM209 148L212 149V146H209ZM214 148V149H215ZM223 148V147H222ZM227 148V147H226ZM235 148V147H234ZM257 148V147H255ZM259 148V147H258ZM257 148V149H258ZM264 148V147H263ZM262 148V151H263ZM83 149V148H82ZM87 149V148H86ZM135 149V147H134ZM188 149H190L188 147ZM193 147L190 149L193 151ZM207 149V148H206ZM213 149V150H214ZM242 149V147H241ZM3 150V149H2ZM39 150V149H38ZM90 150V149H89ZM99 150V149H98ZM103 150V149H102ZM118 150V148H117ZM143 150V149H142ZM141 150V151H142ZM200 150V149H199ZM227 150V149H226ZM231 150V149H230ZM233 150V149H232ZM245 150V149H244ZM254 150V149H253ZM4 151V150H3ZM54 151V150H53ZM87 151V150H86ZM91 151V150H90ZM135 151H137L135 149ZM146 151V150H144ZM197 151V150H196ZM195 151V152H196ZM202 151V150H201ZM208 151V149H207ZM234 151V150H233ZM240 151V150H239ZM248 151V150H247ZM246 151V152H247ZM252 151V150H251ZM260 151V149H259ZM6 152V151H5ZM84 152V151H83ZM113 152V150H112ZM124 152V151H123ZM147 152V151H146ZM189 152V154L191 153ZM210 153H212L211 151H209ZM227 152V151H226ZM243 152V151H242ZM256 152V151H255ZM254 152V154H255ZM258 152V151H257ZM131 153V152H130ZM141 153V152H140ZM143 153V152H142ZM141 153V154H142ZM202 153V152H199ZM205 153V152H204ZM264 153V152H262ZM50 154V152H49ZM53 154V152H52ZM51 154V155H52ZM68 154V153H67ZM70 154V153H69ZM112 154V153H111ZM120 154V153H119ZM118 154V155H119ZM146 154V153H144ZM209 154V153H206ZM215 154V153H214ZM217 154V153H216ZM220 154V153H219ZM227 154V153H226ZM251 154V152H250ZM258 154V153H257ZM2 155V154H1ZM74 155V154H73ZM109 155V153L107 154ZM114 155V154H112ZM211 155V154H210ZM209 155V156H210ZM236 155V152H235ZM260 155V153H259ZM50 158V155H48ZM67 156V155H66ZM137 156V155H136ZM192 156V153L191 155ZM202 156V154H201ZM208 156V157H209ZM231 156V155H230ZM237 156V155H236ZM249 156V155H248ZM27 157V156H26ZM75 157V156H74ZM91 157V156H90ZM94 159L95 157L92 156ZM102 157V156H101ZM111 157V155H110ZM139 157V156H138ZM151 157V156H150ZM200 157V155H199ZM207 157V158H208ZM213 157V155H212ZM229 157V155H228ZM242 157H244V154H242ZM251 157V155H250ZM260 157V156H259ZM264 157V156H263ZM24 158V157H23ZM22 158V159H23ZM52 158V157H51ZM68 158V157H67ZM66 158V159H67ZM71 158V156L69 157ZM76 158V157H75ZM100 158V157H98ZM118 158V157H117ZM144 157H140V160ZM149 158V157H148ZM188 158V159H187ZM204 158V156L202 157ZM211 160H213L211 157H209ZM217 158V157H216ZM234 158V157H233ZM232 158V160H233ZM241 158V157H240ZM245 158V157H244ZM249 158V157H248ZM247 158V159H248ZM252 158L257 159V157H251V161ZM29 159V158H27ZM54 159V158H52ZM61 159V158H60ZM65 159V160H66ZM120 159V158H119ZM129 159V158H128ZM218 159V158H217ZM225 159V158H224ZM237 159V158H236ZM254 159V160H255ZM3 160V159H2ZM50 160V159H48ZM59 160V159H58ZM57 160V161H58ZM68 160V159H67ZM91 160V159H90ZM93 160V159H92ZM99 160V159H98ZM101 160V159H100ZM99 160V161H100ZM121 160H123L121 158ZM125 160V159H124ZM201 160V159H199ZM204 160V159H203ZM219 160V159H218ZM231 161V159H229ZM238 160V159H237ZM242 160V159H241ZM253 160V162H255ZM42 161V159H41ZM70 161V160H68ZM74 161V160H73ZM94 161V160H93ZM113 161V159H112ZM126 161V160H125ZM128 161V160H127ZM131 161V160H130ZM147 160H145L146 162ZM158 161V162H159ZM177 161V162H178ZM193 161V160H192ZM244 161V160H243ZM247 161V160H246ZM250 161V160H249ZM53 162V160H52ZM87 162V161H86ZM115 162V159H114ZM137 162H141V161H137ZM144 162V163H145ZM196 162V160H195ZM194 162V163H195ZM216 162V159H215ZM233 162V161H232ZM248 162V161H247ZM260 163H262V161H259ZM147 163V162H146ZM145 163V164H146ZM153 163V162H152ZM157 163V162H156ZM192 162L190 161V164ZM193 163V164H194ZM205 163V162H204ZM217 163V162H216ZM228 163V162H227ZM245 163V162H244ZM2 164V161L1 163ZM15 164V163H14ZM13 164V165H14ZM48 164V163H47ZM47 164L45 163V166H47ZM121 164V163H120ZM155 163H153L154 166ZM159 164V163H157ZM237 165L239 163H236ZM235 164V166H236ZM252 164V163H251ZM259 164V163H258ZM16 165V164H15ZM69 165V164H68ZM132 165V164H131ZM184 163L182 164V167H186L183 166ZM187 165V163H186ZM196 165V164H195ZM194 165V166H195ZM205 165V164H204ZM261 165V164H260ZM7 166V165H6ZM52 166V165H50ZM59 166V165H58ZM102 166V165H101ZM105 166V165H103ZM140 166V164H139ZM147 166V165H146ZM149 166V165H148ZM147 166V167H148ZM156 166V164H155ZM210 166V165H209ZM225 166V165H224ZM229 167H231L230 165H228ZM227 166V167H228ZM262 166V165H261ZM5 167V166H4ZM13 167V166H12ZM16 167V166H15ZM120 167V166H119ZM125 167V166H124ZM164 167V166H162ZM202 167V166H201ZM213 167V166H212ZM218 167V166H217ZM244 167V166H243ZM253 167V166H252ZM263 167V166H262ZM3 168V167H1ZM10 168V167H9ZM45 168V167H43ZM62 168V167H61ZM68 168H70V166H68ZM92 168V167H91ZM166 169V167H164ZM205 168V167H204ZM215 169V167H213ZM224 168V167H223ZM245 168V167H244ZM6 169V168H5ZM4 169V170H5ZM65 169V168H64ZM63 169V170H64ZM80 169V168H79ZM90 169V168H89ZM100 169V168H99ZM151 169V167H150ZM148 169V170H150ZM160 169V166H159ZM187 172V168H185ZM190 169V165L189 168ZM195 169V168H194ZM197 169V168H196ZM212 169V168H210ZM213 169V170H214ZM232 169V167H231ZM230 169V170H231ZM240 169L241 171V167L238 168V170ZM260 169H264V168H260ZM18 170V169H17ZM49 170V169H48ZM54 170V167H53ZM105 170V169H104ZM134 170V169H132ZM140 170V169H139ZM200 170V169H199ZM216 171H219L217 169H215ZM214 170V171H215ZM226 170V169H225ZM229 170V169H228ZM243 170V169H242ZM250 170V168H249ZM254 170V169H253ZM257 170V169H256ZM254 170V171H256ZM97 171V170H96ZM100 171V170H99ZM106 171V170H105ZM153 171V170H152ZM150 171V173L152 172ZM172 171V170H171ZM170 171V172H171ZM188 171H192L191 169ZM198 171V170H197ZM204 172V169L202 170ZM209 171V170H208ZM207 171V172H208ZM213 171V172H214ZM221 171V170H220ZM224 171V170H223ZM234 171V170H233ZM245 172V170H243ZM241 171V172H243ZM259 171V170H258ZM4 172V171H3ZM10 172V171H9ZM14 172V171H12ZM107 172V171H106ZM118 172V171H117ZM116 172V173H117ZM120 172V171H119ZM118 172V173H119ZM138 172V171H137ZM142 172V169H141ZM154 172V171H153ZM158 172V171H157ZM166 171H164L165 173ZM175 172V170H174ZM189 172V173H190ZM196 172V171H195ZM228 172V171H227ZM226 174H229L227 173ZM240 172V173H241ZM243 172V173H244ZM263 172V171H262ZM262 172H260L261 174H263ZM1 173V172H0ZM52 173V172H51ZM68 173V172H66ZM65 173V174H66ZM86 173V172H85ZM109 173V172H108ZM132 173V171H131ZM134 173V172H133ZM136 173V172H135ZM146 173H149L146 172ZM159 173V172H158ZM163 173V172H162ZM161 173V174H162ZM163 173V174H164ZM173 173V172H172ZM176 173V172H175ZM179 173V172H178ZM188 173V172H187ZM187 175H190V174ZM239 173V174H240ZM242 173V175L245 178V175ZM255 172H253L252 175H254ZM3 174V173H2ZM19 174V173H18ZM50 174V171L48 173V175ZM72 174V172H71ZM77 174V173H76ZM87 174V173H86ZM96 174V173H95ZM98 174V171H97ZM152 175H154L153 173H151ZM150 174V176H151ZM162 174V175H163ZM184 174V173H183ZM207 174V173H205ZM222 174V173H221ZM238 174V175H239ZM4 175V174H3ZM2 175V177H3ZM30 175V174H29ZM55 175V174H54ZM67 175V174H66ZM88 175V174H87ZM102 175H104L102 173ZM101 175V177H102ZM137 175V173H136ZM142 175V174H141ZM144 175V174H143ZM160 175V176H162ZM169 175V174H168ZM175 175V174H173ZM179 175L178 179L180 178L181 174H177ZM201 175V174H198ZM213 175V174H212ZM231 175V174H230ZM229 175V177H230ZM233 175H236L233 174ZM237 175V176H238ZM240 175V177L242 176ZM8 176V175H7ZM72 176V175H71ZM86 176V175H85ZM90 176V175H88ZM119 176V175H117ZM132 176V175H131ZM130 176V177H131ZM146 176V175H145ZM176 176V175H175ZM191 176V175H190ZM189 176V178H190ZM194 176V175H192ZM203 176V174H202ZM232 176V175H231ZM242 176V177H243ZM250 176V175H249ZM257 176V175H255ZM260 175L258 172V176L257 178H259ZM22 177V175H21ZM41 177V176H40ZM65 177V175H64ZM77 177V176H76ZM124 177V180L128 177H126L125 175L122 176ZM120 176V178H122ZM133 177V176H132ZM170 177V175H169ZM188 178V176H186ZM206 177V176H205ZM228 176L225 175H220L218 173L214 172L213 177H209L210 179H212L211 181H207L206 182V189L205 191L202 193H204L205 195V201L202 202L200 205L197 202V205H199L198 207L196 206L195 209H191V211H186L184 212L183 210L179 209V208H175L177 207V205L174 203V198L172 199L173 202V206L171 203L166 204V203H158L155 202V200H153V196L156 192L154 191L152 193V190H148L145 186L143 187V185H139L133 187L132 189H129L126 192L123 191H117L116 193H110L107 192V190L104 189V187L100 184L97 183L95 180L91 179V178H81V179H75L72 180L71 183H68L66 186H63L60 190V199L65 203V215L67 216V220H70V223L72 222V225L70 226V228H67L68 234L66 236L65 239H63V244L61 245V247H58L57 251L55 252V254L58 252V257H63L62 261L59 260H55L53 259V264H264V257L263 258H259V257H255L254 255H257V252H262L264 254V215L259 213L258 211L254 212L252 215L251 214H247L245 212L244 209V205H242V201L240 200V197H237L236 195L239 196L238 193H235V189L238 188H234L229 180ZM142 178V177H140ZM150 178V177H149ZM148 178V179H149ZM155 178V176L153 177V179ZM175 178V177H174ZM184 178V176L182 177ZM188 178V179H189ZM232 178V177H230ZM244 178L242 180H244ZM253 178V177H252ZM252 178L250 177V179L252 180ZM2 179V178H0ZM17 179V178H16ZM15 179V180H16ZM41 179V178H40ZM39 179V180H40ZM129 179V178H128ZM162 178H160L161 180ZM171 179V178H170ZM170 179H168L170 181ZM181 179V178H180ZM179 179V180H180ZM186 179V178H185ZM197 179V178H196ZM257 179V180H258ZM99 180V179H98ZM120 180V179H119ZM131 180V178H130ZM145 180V179H144ZM158 180V179H157ZM174 183V179H171ZM199 180V179H198ZM205 180V179H204ZM240 180V179H239ZM248 180V178H247ZM254 180V179H253ZM18 180H16L17 183ZM25 182V180H23ZM137 181V180H136ZM140 181V179H139ZM147 181V180H146ZM152 181V178L151 180ZM177 181V178H176ZM181 182L183 181L182 179L180 180ZM186 181H188L186 179ZM185 181V182H186ZM236 181V180H235ZM259 181V180H258ZM100 182V181H99ZM131 182V181H130ZM142 182V181H141ZM149 182V181H148ZM154 182V181H153ZM152 182V183H153ZM184 182V183H185ZM200 181H198L197 183H199ZM238 182V181H237ZM240 182V181H239ZM242 182V181H241ZM257 182V181H256ZM255 182V183H256ZM264 182V180H263ZM262 182V184H263ZM27 183V182H26ZM29 183V182H28ZM57 183V181H56ZM118 184V181L116 182ZM122 183V182H121ZM120 183V184H121ZM127 183V182H126ZM132 183V182H131ZM137 183V182H136ZM144 183V181H143ZM157 183V181H156ZM154 183V185L156 184ZM159 183V180H158ZM172 183V184H173ZM177 183H179V181H177ZM183 183V184H184ZM190 183V182H189ZM187 182L186 185L189 184ZM193 183V181H192ZM233 183V182H232ZM13 184V183H12ZM11 184V185H12ZM21 184V183H20ZM38 184V183H37ZM62 184V183H60ZM105 184V183H104ZM128 184V183H127ZM162 184V183H160ZM184 184V185H185ZM202 184V182H201ZM253 184V183H252ZM259 184H261V181L259 182ZM10 185V184H8ZM30 185V184H29ZM29 185H27L29 187ZM126 185V184H125ZM129 185V184H128ZM127 185V186H128ZM168 185L169 182H168ZM167 185V186H168ZM174 185V184H173ZM172 185V186H173ZM181 185V183L179 184V186ZM190 185V184H189ZM194 185V183H193ZM235 185V184H234ZM242 185V183H241ZM240 185V186H241ZM244 185V183H243ZM246 185V184H245ZM3 186V185H2ZM1 186V187H2ZM33 186V185H32ZM35 186V184H34ZM39 186V185H38ZM108 186V185H106ZM149 186V183H148ZM151 187L153 186L150 185ZM158 186V184L156 185ZM178 186V184H177ZM263 186V185H262ZM260 186V187H262ZM6 187V186H5ZM15 187V186H14ZM27 187V189H29ZM109 189H113L110 188V186H108ZM160 187V185H159ZM171 187V186H170ZM168 187V188H170ZM182 187V186H181ZM190 187V186H189ZM192 188L194 186H191ZM196 187V184H195ZM243 187V186H242ZM249 187V186H248ZM9 188V187H8ZM8 188H6L7 190H9ZM13 188V187H12ZM119 188V187H118ZM174 188V187H173ZM172 188V190H173ZM186 188V187H184ZM201 188V186H200ZM246 188V187H245ZM264 188V187H262ZM259 190V193H261L264 189ZM1 189V188H0ZM3 189V188H2ZM20 189V187H19ZM18 189V190H19ZM34 189V188H33ZM33 189H30L33 190ZM55 189V188H54ZM108 189V188H107ZM117 189V188H116ZM127 189V188H126ZM152 189V188H151ZM154 189V188H153ZM160 189V188H159ZM158 189V191H159ZM162 189V188H161ZM160 189V191H161ZM178 189V187H177ZM180 189V187H179ZM178 189V190H179ZM11 190V189H10ZM186 190V189H185ZM183 190V191H185ZM197 190V189H196ZM21 191V190H20ZM51 191V190H50ZM111 191V190H110ZM164 190H162L163 192ZM167 191V190H166ZM169 191V190H168ZM182 191V193H184ZM241 191V190H238ZM244 191V190H243ZM261 191V192H260ZM5 192V191H4ZM3 192V193H4ZM192 192V191H191ZM196 192V191H195ZM246 192V191H245ZM2 193V191H1ZM6 193V192H5ZM28 193V192H27ZM37 193V192H36ZM40 193V192H39ZM110 193V194H109ZM159 193V192H158ZM177 193V192H176ZM179 193H181V191H179ZM248 194H253L250 192H246ZM258 193V192H257ZM258 193V194H259ZM9 194V193H8ZM7 194V195H8ZM13 194V192H12ZM16 194V193H15ZM24 194V192H23ZM167 194L170 195V193L168 192ZM165 195L168 197V195ZM186 194V193H185ZM190 194V193H189ZM188 194V195H189ZM196 193H194L195 195ZM242 194V193H241ZM255 194V193H254ZM257 194V195H258ZM18 195V194H17ZM32 196V194H29ZM28 195V196H29ZM37 195V194H35ZM161 195V194H160ZM160 195H158L160 197ZM180 195V194H179ZM187 195V196H188ZM191 195V194H190ZM189 195V196H190ZM198 195V194H197ZM249 195V196H250ZM256 195V196H257ZM20 196V195H19ZM22 196V194H21ZM57 196V195H56ZM162 196V195H161ZM164 196V195H163ZM182 196V195H181ZM186 196V195H185ZM192 196V195H191ZM199 196V195H198ZM198 196H194L195 198H197ZM243 196V195H241ZM246 196V195H245ZM255 196V198H256ZM259 196V195H258ZM262 196V195H261ZM14 197V194H13ZM244 197V196H243ZM264 197V195H263ZM4 198V197H3ZM9 198V196H8ZM20 198V197H19ZM24 198V197H23ZM29 198V197H28ZM161 198V197H160ZM179 198V197H178ZM186 199V197H184ZM242 198V197H241ZM249 200V197H247ZM245 198V199H247ZM258 198V197H257ZM256 198V200H257ZM32 199V198H31ZM168 199V198H167ZM166 199V200H167ZM183 199V197H182ZM191 199V198H190ZM198 199V198H197ZM262 199V197H261ZM260 199V200H261ZM11 200V198H10ZM15 200V199H14ZM13 200V201H14ZM19 200V199H18ZM42 200V199H40ZM163 200V199H162ZM169 200V199H168ZM176 200V198H175ZM184 200V199H183ZM259 200V201H260ZM21 201V200H20ZM28 201V200H26ZM178 201V200H177ZM180 201V200H179ZM194 201V200H193ZM199 202L200 198L198 199ZM8 202V201H7ZM23 202V201H22ZM41 202V201H40ZM160 202H162L160 200ZM164 202V201H163ZM191 202V201H190ZM244 202V201H243ZM255 202V201H254ZM257 202V201H256ZM1 203V202H0ZM26 203V202H24ZM180 203V202H179ZM251 203V202H250ZM258 203V202H257ZM8 204V203H7ZM7 204L5 206H7ZM10 204H12L10 202ZM23 204V203H22ZM36 204V203H35ZM186 204V201H185ZM183 204V205H185ZM27 205V204H26ZM25 205V206H26ZM188 205V204H187ZM249 205V203H248ZM251 205V204H250ZM249 205V208H250ZM260 206V203L258 204ZM264 205V202H263ZM29 206V204H28ZM34 206V205H33ZM32 206V207H33ZM179 206V205H178ZM182 206V205H180ZM189 206V205H188ZM8 208L10 206H7ZM21 207V205H20ZM31 207V208H32ZM194 207V206H192ZM247 207V206H246ZM2 208V207H0ZM23 208V206H22ZM183 208V207H182ZM254 208L255 205H254ZM264 208V206H263ZM10 209V208H9ZM19 208H17L18 210ZM188 209V208H187ZM261 209V208H260ZM7 210V209H6ZM20 210V209H19ZM18 210V212H19ZM23 210V209H22ZM25 210V209H24ZM23 210V211H24ZM30 210V209H29ZM256 210V209H255ZM258 210V209H257ZM14 211V210H12ZM11 211V212H12ZM109 211V213L107 212ZM17 212V213H18ZM27 212V211H26ZM13 213V212H12ZM11 213V215H12ZM22 213V212H21ZM2 215V213H0ZM8 214V213H7ZM7 214L6 217H7ZM16 215V214H15ZM19 215V213H18ZM23 215V214H22ZM251 215V216H250ZM1 217V216H0ZM4 217V216H2ZM0 218L1 221H3V218ZM11 217V216H10ZM14 217V216H13ZM30 217V218H28ZM26 216V218H28L27 220H30L32 216ZM83 218L84 220V225H83V231L84 234L86 235V238H88L89 244L93 247L92 252L86 249V246L84 245V243L86 242H82L83 240H81L80 237H75L74 234H69V230L71 231L73 229V227L75 228L76 225H78L80 218ZM9 218V217H8ZM16 218V217H15ZM3 219V220H2ZM14 219V218H13ZM12 219V220H13ZM33 219V218H32ZM31 219V220H32ZM17 220V219H16ZM15 220V221H16ZM22 221V218L20 219ZM19 220V222H20ZM0 221V222H1ZM7 221H9L7 219ZM11 221V220H10ZM9 221V222H10ZM4 222V221H3ZM31 223V221H29ZM68 222V221H67ZM16 224V222H14ZM69 223V224H70ZM2 224V223H1ZM9 224V223H8ZM13 224V223H12ZM21 224V223H20ZM7 225V224H6ZM36 225V223H35ZM2 226V225H1ZM4 226V225H3ZM8 227L6 226V229ZM15 228V227H14ZM18 228V227H17ZM35 228V227H34ZM78 229V228H77ZM14 230V229H13ZM6 231V230H5ZM4 231V232H5ZM8 232V231H7ZM6 232V233H7ZM19 232V231H18ZM3 233V231L1 232ZM0 233V235H1ZM17 233V232H16ZM37 233V232H36ZM5 234V233H4ZM10 234V233H9ZM21 234V233H20ZM77 234V233H75ZM82 234V233H81ZM8 236V235H7ZM13 236V235H12ZM11 236V237H12ZM17 237V236H16ZM56 237V236H55ZM61 236H59L60 239ZM1 240H4L2 237H0ZM6 239V238H5ZM9 239V237H8ZM12 239V238H11ZM85 239V238H84ZM50 240V239H49ZM53 240V239H52ZM87 241V242H88ZM1 242V241H0ZM6 242V241H5ZM11 242V241H10ZM15 242V241H14ZM19 242V240H18ZM51 242V240H50ZM4 244V243H3ZM16 244V243H15ZM56 244V242H55ZM5 246V245H4ZM42 246V245H41ZM2 247V246H1ZM9 247V246H8ZM55 248V247H54ZM12 249V248H11ZM27 249V247H26ZM39 249V248H38ZM53 249V248H52ZM3 250V248H2ZM4 250L6 251V249L4 248ZM10 250V249H8ZM1 251V250H0ZM7 252V251H6ZM48 252V251H47ZM256 252V254H254ZM51 253V252H49ZM6 254V253H5ZM9 253L7 252V255ZM12 254L14 255L13 251ZM11 254V255H12ZM42 254V253H41ZM261 254V253H260ZM18 255V254H16ZM40 255V254H39ZM50 255V254H49ZM52 255V253H51ZM57 256V255H56ZM9 257H11L9 255ZM19 256H17L16 258H18ZM45 256H43L44 258ZM2 258V255L1 257ZM8 258V256H7ZM15 258V259H16ZM29 258V257H28ZM54 258V256H53ZM12 259V258H11ZM46 259V258H45ZM1 260V259H0ZM3 260V258H2ZM1 260V261H2ZM5 260V257H4ZM14 260V259H13ZM61 260V259H60ZM6 261V260H5ZM35 261V260H34ZM43 260H41L42 263ZM13 262V261H12ZM11 262V263H12ZM20 262V261H19ZM1 263V262H0ZM10 263V262H8ZM10 263V264H11ZM31 263V262H30ZM51 263V262H50ZM51 263V264H52ZM15 264V263H14ZM18 264V263H16ZM35 264V263H34ZM48 264V263H47Z\"/></svg>","mask_w":264,"mask_h":264},{"label":"rangeland","instance_id":"374dc122","mask_svg":"<svg viewBox=\"0 0 264 264\" xmlns=\"http://www.w3.org/2000/svg\"><path fill=\"white\" fill-rule=\"evenodd\" d=\"M7 1V2H6ZM0 0V42H2V40L6 41L7 43H9L10 41V36L13 35L14 38H17V41H19L20 43L19 44H23L24 46L26 47H30L32 48V51H34V46L36 45L37 48L40 44H42L44 41V33L47 32L45 31V21L47 20V16H45L44 14V5H43V0ZM85 0H78V2L76 0H74L73 2V5L72 7L70 6L68 11H69V15H72L71 13L73 11L71 10H74V14L75 15L74 17L76 18L77 16V23L78 24H83V23H88V28L86 29H83L84 31L87 30V35L86 37H91V39H86V42H87V48L89 50H87V52L91 55L92 57V52L94 53L95 52V48L96 50H98V52H95L96 53V56L98 58H96L95 62L97 61L98 65L100 66L99 68L97 63H93L92 61L89 63H87V65L89 66L90 64V67H88L87 69H89V75L86 74V75H80L82 77V80H86V81H82L81 80V77L77 76H73L70 77L69 75L65 74L63 72V74L65 75H62L61 73L60 74H55L57 75L56 76H53V72L51 73H45V76L44 74L40 76V74L38 75L37 78L33 79V80H30L29 82L32 83L30 84L29 82H26L24 83L25 81H23V77H15L17 79H15V81H13V78L12 77L13 75H11L9 73V70H8V62L6 61V55L1 51V46L3 45V42L2 44L0 43V99L3 100L1 102L0 100V163L2 161V164H0V213H2V215L0 214V216H4L2 217L3 221L0 222V233L3 231V233H1L0 237H2L4 240H1L0 238V257L2 255V258H0V264H10L12 261L11 264H51L53 262V259H55L56 261L59 260V261H62L63 257H58V252L55 254V252L57 251L58 247H61V245L63 244V239L66 238L67 234H68V231H65L67 230V228H70V226L72 225V222L70 223V220H67V216L65 215V212H64V207H65V203L60 199V190L63 186H66L68 183H71L72 180H75V179H81V178H91L93 180H95L97 183H102L101 185L104 187L105 190H107V192H110V193H116L117 191H123V192H126L128 191L129 189H132L133 187L135 186H138V183L139 185H143V187L145 186L149 191L152 190V193L155 191L154 196H153V200H155V202H159L158 203H166V204H169L171 203L173 205V202H172V199L174 200V203L177 205V207H174L175 208H179L181 210H183L184 212L186 211H191V209H195L196 206L198 207L202 202L205 201V195L204 193H202V191L204 192L205 189H206V182L207 181H211L212 179H210L211 177H213L214 175V172L215 173H218L220 175H225V176H228L230 175V178L229 177V180H230V183L231 185L234 187V188H238V189H235V193H240L239 196L236 195L237 197H240V200L242 201V205H244V209H245V212L247 214H253L254 212L258 211L259 213L263 214L264 215V208H263V202H264V190L259 193V190H261L262 187H264V169H260V168H264V54L263 56L261 57L262 60L258 59V61L254 62H249V63H246L243 64L241 66V71L239 68L235 69L233 68L232 66H229L228 70L230 71V82H229V85H228V89L227 90H223L220 88V85L218 83H216L215 81V77H213L212 75L210 74H206V76H204V79H206V82H208V84L205 82V86H204V90H203V93L208 97H210L211 99V103H209L208 99L207 98V101L205 100L203 102V106L204 104L206 106H204V109H203V106L200 107V114L203 113L206 114L204 115L203 117V114H202V117H203V120L204 122L203 123H206L204 125H202L201 127L198 128V130L196 131L197 127H194V125H198L199 124V121L198 122H193L195 124L192 123L193 127L192 129L194 130L195 132V136L194 137H197L199 136L200 140L202 139L201 136L203 137L202 141H199V139L196 140V138H192L191 141H189V144H187L185 146V148L187 149V158L189 160V162H185L187 161L185 158H184V162L182 161V159H179L174 161L177 163L178 165V170L180 171H176V167L174 169H172L169 165L166 166L164 165V163H161L159 160H157L152 154H148V151L150 150V146H147L146 144H141L138 142V140H136L137 138V134L136 133H133L131 134V142L129 143V146H131L133 148V151H127L128 149H130V147L128 146H124L122 147V150H120V146L117 145V140L116 138L112 141L109 140V138L105 135V133L107 132L104 128H105V125L100 127V123H104L102 122L101 120L105 117V116H102V118L100 117L99 120L96 118L95 121H92V122H89V120L85 117L82 116V114H79L78 113H82L84 112V110L82 109V106H85L87 105L88 103L89 104H92L95 106L93 107H96V104H97V101L100 102V99H102V94H105V88L107 87V82H109V87L110 89H112L111 87L113 86V89L112 90H115V92H117L116 94H118V101H122V102H125L127 99V97H129L130 95L133 96L135 93V98L141 102V99H142V103H144L145 101H147V103L149 101H151V103H153L155 100H156V93H159V91L156 89V84L154 83L153 79H152V73L150 71V67L151 65L147 64V59L146 57H144V55L140 54L141 52H138V48H136L135 50L133 51H130L129 50V47L130 45H133V44H136L139 40L137 39L138 36L140 35V30H141V26L142 24H145V23H148L150 24V27H149V24H145L143 25L144 27H148V28H155L156 26H161L162 28L164 27H167L170 25V21L173 20V14L171 15V12H169V15H168V12H166V8H172L173 10H175V12H177V14L179 13H182V11L184 12L185 10H188L189 7L191 8V0H187L188 3H186V0H182V4H181V0L179 1L180 2V5L178 3L177 0H166V1H170L171 3H169V5L167 6V4L165 5L164 2L162 3L161 1H157V0H147L148 2L149 1H153L152 3H149L148 5H146V3H148L146 0H136L134 2V0H130V1H125L122 2V0H102V4H101V0H87L85 1V4L83 5ZM100 1V3H99ZM139 1V2H138ZM142 1V2H141ZM144 1V2H143ZM146 1V2H145ZM190 1V2H189ZM198 2L199 1H203L204 2V5H203V8H206V5H207V9H213V7L215 9H217L219 7V1L218 0H197ZM217 3H216V2ZM94 2V4H93ZM110 4H109V3ZM118 3V6L116 3ZM137 2V3H136ZM141 2V3H140ZM155 2V3H154ZM176 2V4H175ZM210 2V3H209ZM214 2V4H213ZM30 3V4H29ZM40 3V4H39ZM76 3V5L74 6V4ZM79 3V4H78ZM87 3V4H86ZM130 3V4H129ZM134 3V4H132ZM136 3V4H135ZM154 3V4H153ZM190 3V4H189ZM21 4V5H20ZM98 4V5H97ZM107 4V5H106ZM109 4V5H108ZM116 4V6H115ZM121 4V5H119ZM127 4V5H126ZM152 4V5H151ZM158 4V5H157ZM160 4V5H159ZM171 4V5H170ZM184 4V6H183ZM188 4V5H187ZM6 5V6H5ZM19 5V6H18ZM33 5V6H32ZM78 5H80L78 7ZM91 5V6H90ZM97 5V6H96ZM101 5V6H100ZM105 5L107 6L105 8ZM140 5V6H139ZM154 5V6H153ZM175 5V6H174ZM209 5V6H208ZM217 5V6H216ZM251 5V3L245 5L243 8H247ZM39 6V7H38ZM86 6V7H85ZM90 6V7H89ZM109 6V7H108ZM121 6V8H120ZM125 6V7H124ZM127 6V7H126ZM130 6V7H129ZM136 8H135V7ZM145 6V8L143 7ZM153 6V8H152ZM158 6V7H157ZM162 6V7H161ZM167 6V7H165ZM170 6V7H169ZM183 6V7H182ZM185 6H189V7H185ZM8 7V8H7ZM10 7V8H9ZM19 7V8H18ZM41 7V8H40ZM97 7V8H95ZM133 7V8H131ZM138 7V8H137ZM147 7V8H146ZM149 7V8H148ZM165 7V9H164ZM174 7V8H173ZM178 7V8H177ZM210 7V8H209ZM251 7V6H250ZM38 8V9H37ZM43 8V9H42ZM71 8V9H70ZM74 8V9H72ZM90 8V9H89ZM120 10H119V9ZM123 8H126V9H123ZM130 8V9H129ZM144 8V9H143ZM153 10H152V9ZM157 8V9H155ZM162 8V9H161ZM181 8V9H180ZM186 8V9H185ZM2 9V10H1ZM10 9V10H9ZM13 9V10H12ZM78 9V10H77ZM82 9V10H81ZM84 9V11H83ZM97 9V10H96ZM135 9V10H134ZM137 9V10H136ZM146 9H148V13L146 11ZM161 9V10H160ZM165 11H164V10ZM184 9V10H183ZM40 10V11H39ZM89 10V11H88ZM144 10V11H143ZM177 10V11H176ZM179 10V11H178ZM22 11V12H20ZM29 11V12H28ZM105 13H104V12ZM107 11V12H106ZM126 11V13H125ZM134 11V13H132ZM139 11L141 13L140 16V21H137L136 17L138 18L139 20ZM153 11V12H152ZM159 11V12H158ZM8 12V13H7ZM10 12V13H9ZM12 12V13H11ZM14 12V13H13ZM116 12V14H115ZM76 13V14H75ZM81 13V14H80ZM84 15H83V14ZM93 13V14H92ZM98 13V14H97ZM107 13V14H106ZM110 13V14H109ZM121 13V14H120ZM138 13V14H137ZM156 13V14H155ZM8 14V15H7ZM28 14V16H24ZM37 14V15H36ZM78 14V15H77ZM80 14V15H79ZM102 14V15H101ZM110 16H109V15ZM125 14V16H124ZM148 14V15H147ZM152 14V15H151ZM158 14V15H157ZM33 15V16H32ZM98 15V16H97ZM117 15V17L115 16ZM123 15V16H122ZM143 15V16H142ZM145 15V16H144ZM170 17L168 19V17ZM93 16V17H92ZM97 16V17H96ZM104 16V17H103ZM116 18H115V17ZM119 16V18H118ZM134 16V17H133ZM150 16V18H149ZM152 16V17H151ZM34 17V18H33ZM36 17V18H35ZM41 17V18H40ZM147 18V19H144V18ZM164 17V18H163ZM2 18V19H1ZM74 18V19H75ZM90 18V19H88ZM97 18V19H96ZM99 18V19H98ZM101 18V19H100ZM128 18V19H127ZM152 18V19H151ZM157 20H156V19ZM167 18V19H166ZM209 18V17H208ZM207 18V19H208ZM80 19V21H79ZM83 19V20H81ZM94 19V21H93ZM117 19V20H116ZM121 19V20H120ZM142 19V20H141ZM154 19V20H153ZM30 20V22H29ZM32 20V22H31ZM45 20V21H44ZM84 20H86L84 22ZM99 20V21H98ZM107 20V21H106ZM110 20V21H109ZM134 22H133V21ZM148 22H147V21ZM161 20V21H159ZM11 21V22H10ZM104 21V22H102ZM115 21V22H114ZM125 21V22H123ZM146 21V22H145ZM156 21V22H155ZM165 21V22H164ZM36 22V23H35ZM44 22V23H43ZM82 22V23H81ZM91 22V23H90ZM100 22L102 23L100 25ZM131 22V23H130ZM143 22V23H142ZM159 22L161 25H159ZM34 23H35V26H34ZM108 23V24H106ZM117 23V24H116ZM125 23H128V24H125ZM135 23V24H133ZM153 25H152V24ZM156 23V24H155ZM158 23V25H157ZM164 23V24H163ZM210 23V22H208ZM22 24V25H21ZM39 24V25H38ZM41 24L43 26H41ZM90 24V25H89ZM104 26L106 27L105 29H102L101 33L100 31H97L95 30L94 31V28H97V26ZM112 24V25H111ZM131 26H130V25ZM138 26H137V25ZM27 25H29V27H27ZM118 25V26H117ZM121 25V26H120ZM126 25V26H125ZM141 25V26H140ZM152 25V27H151ZM33 26V27H32ZM90 26V27H89ZM129 26V27H128ZM26 27V28H25ZM38 27V28H37ZM120 27V28H119ZM122 27V28H121ZM139 29H137V28ZM28 28V29H27ZM109 28H111L109 30ZM127 28V29H126ZM132 28V30H131ZM9 29V30H7ZM27 29V30H26ZM36 29V30H35ZM38 29V30H37ZM43 29V33H42V30ZM91 29V30H90ZM107 29V30H106ZM117 29V30H116ZM128 29L130 31H132V33L130 31H128ZM4 30V31H3ZM11 30V31H10ZM16 32H14V31ZM47 30V29H46ZM139 30V31H138ZM13 31V32H12ZM25 31L27 33V35L25 34ZM33 31V33H32ZM83 31V32H84ZM91 31V32H90ZM97 31V32H96ZM109 31V33H108ZM125 31L126 34H125ZM7 32V33H6ZM35 32H37L35 34ZM86 32L84 33L86 35ZM93 32V33H92ZM96 32V33H95ZM117 32H120L121 34H118ZM136 32V33H135ZM12 33V34H11ZM15 33V34H14ZM91 33V35L89 34ZM98 33V35H97ZM108 33V34H107ZM21 34V35H20ZM95 34V35H94ZM117 34V36H116ZM134 34V36H132ZM17 35V36H15ZM21 38H20V36ZM32 35V37H31ZM94 35V36H93ZM108 35V37H107ZM119 35H122V36H119ZM127 37H126V36ZM100 36V37H99ZM115 36V37H114ZM125 36V37H124ZM128 36H131L128 38ZM137 36V38H136ZM29 37V39H28ZM31 37V39H30ZM107 37V38H105ZM125 39H124V38ZM133 37V38H132ZM135 37V38H134ZM12 38V37H11ZM27 38V40L25 39ZM98 38V39H97ZM104 38V39H103ZM122 38V39H121ZM129 40H128V39ZM35 39V40H34ZM113 39H115L113 41ZM124 39V40H123ZM136 39V41H135ZM30 40H33V42H31ZM37 40H39L37 42ZM122 40V41H121ZM23 41V43H21ZM94 41V43H93ZM99 41V42H98ZM40 44L38 45L37 43ZM108 42V43H107ZM134 42V43H133ZM136 42V43H135ZM26 43V44H25ZM28 43V44H27ZM34 45H33V44ZM89 43H92V45ZM97 43V44H96ZM100 43V44H99ZM102 43V44H101ZM107 43V44H106ZM112 43V44H111ZM123 43V44H122ZM132 43V44H131ZM94 44V46H93ZM106 44V45H105ZM264 44V43H263ZM89 45V46H88ZM129 45V46H128ZM91 46V47H90ZM107 47L104 48V47ZM117 46V47H116ZM99 47V49H98ZM109 47V49H108ZM112 47V48H111ZM92 48V49H91ZM117 48V50H116ZM113 49V50H112ZM115 49V50H114ZM126 49V50H125ZM140 49V48H139ZM92 50V51H91ZM129 50V51H128ZM110 51V52H109ZM115 51V53L113 52ZM117 51V53H116ZM123 51V52H122ZM3 55H2V53ZM102 52V53H101ZM109 52V54H108ZM131 52V54H130ZM133 52V53H132ZM94 53V54H95ZM105 53L104 55H101ZM111 53V54H110ZM120 53V54H118ZM123 53V54H122ZM100 54V55H99ZM108 54V55H107ZM114 54V55H113ZM116 54V56H115ZM134 54V55H133ZM140 54V56H138ZM152 54L153 58H150V59H153V66H157L159 67L161 65V61L157 58V57H154L153 53L150 52V55ZM5 55V56H4ZM123 55V56H122ZM126 55V56H125ZM132 55L136 58L138 57H141V58H138L139 60L142 61L141 64L139 65H134L132 67H130L131 65V62L128 60H130V56L132 57ZM101 56V57H99ZM105 56V58H104ZM109 56V57H108ZM124 57H126V59H124ZM99 58L101 59L99 61ZM124 59L121 61V59ZM104 59L106 61H104ZM116 59V60H115ZM158 59V60H157ZM126 60V61H125ZM156 60L158 61V63L156 62ZM4 61V62H3ZM6 61V63H5ZM99 61V62H98ZM114 61V63H113ZM116 61V62H115ZM124 61L127 63L128 67L125 68L123 66V63ZM108 62V63H107ZM255 64H254V63ZM4 63V64H3ZM157 63V65L155 64ZM260 63V64H258ZM94 64V65H93ZM6 65V66H4ZM93 65V66H92ZM105 65H107L108 67H106ZM121 65V66H120ZM148 65V66H147ZM245 65V66H244ZM252 65V67H251ZM258 67H257V66ZM263 65V66H261ZM95 66V67H94ZM101 66H105V68H101ZM140 66H142V69L139 68ZM3 67H6L5 69L7 71L4 72L3 70ZM112 68V71L111 68ZM118 67V68H117ZM125 70H123V68ZM130 67V68H129ZM135 67V69H134ZM108 68V69H107ZM114 68V70H113ZM120 68V69H119ZM138 68V69H137ZM245 68V70H244ZM104 69V70H102ZM116 69V70H115ZM118 69V70H117ZM122 69V70H121ZM135 70V73L137 71L139 74L134 73V75H131V77L129 76V79L127 78L128 75H126L127 73H129V71H132L134 72L133 70ZM239 69V70H238ZM254 69V70H252ZM263 69V70H262ZM97 70H100L102 71L101 73ZM110 72H109V71ZM141 70V71H140ZM149 70V72H148ZM233 70V73L231 72ZM243 70V71H242ZM250 70V71H249ZM2 71V72H1ZM115 71V72H113ZM121 71L124 72V75L121 74ZM128 71V72H127ZM144 71V72H143ZM247 71V72H246ZM101 74V75H99ZM107 72V73H106ZM113 72V73H112ZM126 72V73H125ZM141 72V73H140ZM143 72V74H142ZM149 74H148V73ZM239 72V73H238ZM243 72H246V73H241ZM5 73V74H4ZM7 73V75H6ZM93 73V74H92ZM103 73V74H102ZM145 73V74H144ZM252 73V74H251ZM9 74L11 75L10 78H9ZM47 74V75H46ZM52 74V75H51ZM118 74V75H117ZM142 74V75H140ZM65 77L62 81V77ZM97 75H98V78H97ZM104 75V76H103ZM111 75V76H110ZM145 76L144 78L143 77H140V76ZM242 75V76H241ZM255 75V76H254ZM3 76V77H2ZM5 76V77H4ZM50 76V77H49ZM85 76V78H83ZM92 76V77H90ZM96 76V78H95ZM247 76V77H245ZM43 77H46V78H43ZM70 78V79H67V78ZM75 77V78H74ZM79 77V78H78ZM105 77V78H103ZM115 77V78H114ZM119 77L121 79H123V81L121 80L122 85L120 84V80H119ZM133 77V78H132ZM254 77L256 79H254ZM260 79H259V78ZM19 78V79H18ZM21 78V79H20ZM41 78V79H40ZM49 78V79H48ZM52 78V79H51ZM55 78V79H54ZM109 78V80H108ZM126 78V79H125ZM132 78V79H130ZM151 78V80H150ZM247 78V79H246ZM7 79V80H6ZM39 81H38V80ZM77 79V80H76ZM99 82H98V80ZM114 79V80H113ZM136 79H139V80H136ZM10 80V81H8ZM42 80V81H41ZM48 80V81H46ZM56 80V81H55ZM88 80V81H87ZM91 80V81H90ZM96 80V82H95ZM103 80V81H102ZM104 80L106 81L104 83ZM108 80V81H107ZM142 80V81H141ZM145 80V81H143ZM210 80V81H209ZM212 80V81H211ZM238 80V81H237ZM2 81V82H1ZM8 81V82H7ZM18 81V83H17ZM23 81V83H22ZM38 81V82H37ZM46 81V82H45ZM67 81H69V83H67ZM101 81V83H100ZM126 81V82H125ZM132 82L130 83L131 84V87H130V84L128 82ZM139 81V82H138ZM147 81V83H146ZM150 81V83H149ZM237 81V82H236ZM251 81V83H250ZM253 81V82H252ZM12 84H11V83ZM15 82V83H14ZM44 82L47 84H44ZM48 82V83H47ZM66 83L67 85L69 84L70 86H67L66 85L64 86L63 83ZM77 82V84H76ZM80 82V83H78ZM83 82V83H81ZM89 84H88V83ZM92 82V83H91ZM95 82V83H94ZM113 82V83H112ZM137 82L139 84H137ZM145 82V83H143ZM214 82V83H213ZM246 84H245V83ZM262 82V83H261ZM8 83V84H6ZM11 85H10V84ZM24 85V86H20L21 84ZM36 83H38L36 85ZM56 83V84H55ZM102 83H104L103 85H101ZM126 83V84H125ZM128 83V85H127ZM83 84V86L81 85ZM93 84V85H92ZM106 84V85H105ZM118 84V85H117ZM134 84V85H133ZM144 85V86H141ZM237 84V85H236ZM4 85V86H3ZM46 85V86H45ZM62 85V86H61ZM77 85V86H76ZM105 85V87H104ZM127 85V86H126ZM133 85V86H132ZM136 85V87H135ZM155 85V86H154ZM209 85V88H207V86ZM18 89L20 88V90H16L17 87ZM29 86H31L29 88ZM38 86V87H37ZM58 86V87H57ZM61 86V87H60ZM76 86V87H75ZM89 86V87H88ZM98 86V87H96ZM259 88H258V87ZM4 87V88H3ZM23 87V88H22ZM54 87V88H53ZM74 87V88H73ZM83 90H81V88H83ZM95 87L96 90L93 88ZM115 87V88H114ZM127 87V88H125ZM151 87V88H150ZM155 87V89H154ZM216 87V88H214ZM219 87V88H218ZM251 87H252V90H251ZM11 88V89H10ZM15 88V89H14ZM29 88V89H28ZM34 88V89H32ZM57 88V89H56ZM72 88V89H71ZM92 88V89H91ZM101 88H102V92L101 93ZM130 88V89H129ZM132 88V89H131ZM150 88V89H149ZM232 88V89H231ZM238 88V89H237ZM243 88V89H242ZM248 88V90H247ZM259 90H258V89ZM25 89V90H24ZM27 89V91H26ZM36 89V90H35ZM45 89L47 92H45ZM69 89V90H68ZM88 89V91H87ZM104 89V90H103ZM120 91H119V90ZM146 91H144V90ZM207 89V90H206ZM236 89V90H234ZM6 90V91H5ZM24 90V92L22 91ZM57 90V91H56ZM92 90V92H91ZM98 90V92H97ZM118 90V91H117ZM122 90V91H121ZM125 90V91H124ZM131 90V91H130ZM139 90V91H138ZM150 90V91H149ZM156 90V91H155ZM210 92H209V91ZM221 90V91H220ZM238 90V91H237ZM244 90V91H243ZM258 90V91H257ZM4 91V92H3ZM30 91V93H29ZM34 91V93H32ZM39 95H38V93ZM69 91V93H68ZM75 91V92H74ZM206 91V92H204ZM215 91V93H214ZM228 91V92H227ZM229 91H231L229 93ZM233 91V92H232ZM257 91V92H256ZM15 92V93H14ZM22 92V94H21ZM27 92V93H26ZM45 92V93H44ZM63 92V93H62ZM83 92V93H82ZM89 92V93H88ZM114 92V91H112ZM114 92V93H115ZM142 92V93H141ZM148 92V93H147ZM151 92V93H150ZM155 92V93H154ZM207 92H209L208 94H206ZM227 92V93H226ZM10 93H12V95H9ZM41 93V94H40ZM53 93V94H52ZM63 96H61L62 94ZM82 93V94H81ZM93 93V94H92ZM127 93V94H126ZM146 93V94H145ZM155 96H153V94ZM6 94V95H5ZM21 94V95H20ZM26 94H27V97H26ZM79 94V96H78ZM90 94H91V97H90ZM125 94V95H124ZM141 94V96H140ZM145 94V95H144ZM210 94V96H209ZM214 96H213V95ZM220 94V95H219ZM228 94V95H227ZM236 94V95H235ZM238 94V95H237ZM252 94V95H251ZM255 94V95H254ZM4 95V96H3ZM7 95L9 96V98H7ZM45 95V96H44ZM60 95V96H59ZM76 97H74V96ZM93 95V96H92ZM140 97H139V96ZM234 95V96H233ZM242 95V96H241ZM6 96V97H5ZM18 96V97H17ZM44 96V97H43ZM50 96V97H48ZM78 96V98H77ZM82 96V97H81ZM88 96V97H87ZM100 96V97H98ZM117 96V95H116ZM127 96V97H126ZM144 96V97H143ZM147 96V98H146ZM149 96V97H148ZM213 96V97H212ZM219 96V97H218ZM225 96V97H224ZM241 96V97H240ZM245 96V97H244ZM261 96V97H260ZM26 97V99L24 98ZM29 97H32V100L31 98ZM42 97V98H41ZM65 97V98H64ZM70 97V98H69ZM87 97V98H86ZM121 97H125V98H121ZM152 97V98H151ZM218 97V98H217ZM231 97V98H230ZM3 98V99H2ZM14 98V99H12ZM16 98V99H15ZM28 98V99H27ZM35 98V99H34ZM38 98V99H37ZM55 98V99H54ZM67 98V99H66ZM76 98L78 100H76ZM91 98V99H90ZM98 98V99H96ZM121 98V99H120ZM146 98V99H145ZM151 98V100H150ZM217 98V99H216ZM221 98V99H220ZM237 98V99H236ZM246 98V99H245ZM19 99V101H18ZM25 99V100H24ZM42 99V100H41ZM46 99V100H45ZM58 99V101H57ZM65 99V100H64ZM81 99V100H80ZM88 99V100H86ZM93 99V100H92ZM149 99V100H148ZM209 99V100H210ZM234 99V100H233ZM253 99V100H252ZM257 99V100H256ZM17 100V101H15ZM27 100V101H26ZM67 100V101H66ZM83 100V102H82ZM86 100V101H85ZM89 100H91L89 102ZM124 100V101H123ZM145 100V101H144ZM212 100H215V101H212ZM246 100V101H245ZM249 100V101H248ZM11 101V102H9ZM21 101V103H20ZM38 101V102H36ZM242 101V102H240ZM4 102V103H3ZM18 102V103H17ZM26 102V103H25ZM35 102V103H34ZM54 102V103H53ZM59 104H58V103ZM74 102V103H73ZM80 102V103H78ZM263 102V103H262ZM16 103V105H15ZM34 103V105H33ZM83 103V104H82ZM141 103V104H142ZM150 103V102H149ZM216 105H215V104ZM219 103V104H218ZM226 103V104H225ZM238 103V104H237ZM258 103V104H257ZM260 103H262L260 105ZM13 104V105H12ZM38 104V105H37ZM81 104V105H80ZM88 104V105H89ZM211 105V109L210 108V105ZM240 104V105H239ZM252 104V105H251ZM9 105H12V106H9ZM21 105V106H20ZM24 105V106H23ZM55 105V106H54ZM80 105V106H79ZM236 108H235V106ZM244 105V110L243 109V106ZM248 105V107H247ZM251 105V106H250ZM258 105V106H257ZM9 106V107H8ZM17 106V107H16ZM53 106V107H52ZM61 106V107H60ZM79 106V108H78ZM213 106V107H212ZM226 106V107H224ZM228 106V107H227ZM235 108V110L232 109ZM5 107V108H4ZM12 111H11V109ZM25 107V108H24ZM32 107V108H31ZM76 107V108H74ZM217 107V108H216ZM253 107H256V108H253ZM261 107V108H260ZM5 111H4V109ZM68 108V109H67ZM72 108V109H71ZM225 108V109H224ZM240 108V109H239ZM16 109V111H15ZM42 109V110H40ZM82 109V110H81ZM230 109V110H229ZM256 109L258 111H256ZM3 112H2V111ZM7 110H10V113L9 111ZM14 110V111H13ZM59 110V111H57ZM215 110V111H214ZM220 110V111H219ZM224 110V112H222ZM228 110V111H227ZM232 110V111H231ZM252 110V111H251ZM254 110V111H253ZM24 111V112H23ZM27 111V112H26ZM36 111V112H35ZM81 111V112H80ZM218 111V112H217ZM227 111V112H226ZM19 114H18V113ZM31 112V113H30ZM52 112V114H51ZM131 110H130V116L127 118V120L125 121L127 123L128 120H130V124L127 123V125L130 127H133L134 125V116L132 114L131 116ZM217 112V113H216ZM239 112V113H238ZM6 113V114H4ZM11 117L13 119V122H12V119L10 117L9 114H11ZM15 113L18 114V117L17 114L15 115ZM27 113V114H26ZM30 113V114H29ZM133 113V112H132ZM208 113V114H207ZM220 113V114H219ZM225 113V114H224ZM228 113V114H227ZM230 113V114H229ZM248 113V114H247ZM4 114V115H3ZM14 114V115H13ZM42 114V115H40ZM51 114V115H50ZM57 114V115H56ZM61 114V115H60ZM224 114V115H222ZM244 114V115H243ZM250 114V115H249ZM251 114H254V115H251ZM26 115V116H25ZM29 115V117L27 116ZM56 115V116H54ZM60 115V116H59ZM78 115V116H77ZM208 115V117H207ZM227 115V116H226ZM8 116V117H7ZM20 116V117H19ZM40 116V117H39ZM213 116V118H212ZM239 116V117H238ZM243 116H245V119L243 118ZM256 116V117H255ZM262 116V117H261ZM7 117V118H6ZM10 117V118H9ZM38 117V118H37ZM56 117V118H55ZM211 117V118H210ZM223 117V118H222ZM236 117V118H234ZM252 117V118H250ZM254 117V118H253ZM5 118V119H4ZM15 118V120H14ZM21 118V119H19ZM28 118V121H26ZM30 118V120H29ZM64 118V120H63ZM84 118V119H83ZM206 120H205V119ZM209 118V119H208ZM234 120H233V119ZM238 118V119H237ZM3 119L5 121H3ZM19 119V120H17ZM208 119V120H207ZM226 119V120H225ZM236 119V120H235ZM244 119V120H243ZM256 119V120H255ZM22 122H21V121ZM25 120V122H23ZM58 120V121H56ZM224 120V121H223ZM250 120V121H249ZM261 120V121H260ZM12 123V124H9V122ZM67 121V122H66ZM75 121V123H74ZM207 121V122H206ZM211 123H209V122ZM212 121V122H211ZM213 121H214V125H213ZM221 121V122H220ZM223 121V122H222ZM234 121V122H233ZM254 121V122H252ZM28 122H29V125H32L31 126H28ZM94 122L96 123V125H94V127L97 126V128H99V130L90 125L94 124ZM216 122V123H215ZM220 122V123H219ZM227 122V123H226ZM229 122V123H228ZM246 122V123H245ZM249 122V123H248ZM252 122V123H251ZM3 123V124H2ZM15 123V124H14ZM16 123H19L20 124V128H19V124H16ZM22 123H23V126L24 127H28L27 130L26 128H23L22 126ZM56 123V124H55ZM64 123V124H63ZM91 123V124H90ZM133 123V124H132ZM208 123V124H207ZM226 123V124H225ZM231 123V124H230ZM258 123V124H256ZM260 123V124H259ZM261 123L263 125H261ZM26 124V126H25ZM58 124V125H57ZM98 124V125H97ZM224 124V125H223ZM235 124V125H234ZM237 124V125H236ZM249 124V125H247ZM12 125V126H11ZM33 125H34V131L33 130ZM66 128H65V126ZM86 125V126H85ZM88 125V126H87ZM210 125V126H208ZM234 125V126H233ZM243 125V126H242ZM245 125H246V128H248V132L252 131V133L250 132L249 134L246 132L247 129H245ZM254 125V128L252 126ZM260 127L258 128L257 127ZM10 126V127H9ZM18 126V128L16 127ZM57 126V127H56ZM213 126V127H212ZM219 126V127H218ZM224 126V127H223ZM227 126V127H226ZM238 126V127H237ZM242 126V127H241ZM250 126V128H249ZM64 127V128H63ZM103 127V128H102ZM209 127V128H208ZM212 127V129H211ZM216 127V128H215ZM12 128V130H11ZM52 128V129H51ZM85 128V129H84ZM94 128V129H93ZM134 128V127H133ZM215 128V129H214ZM238 128V129H237ZM10 129V130H9ZM19 129V130H18ZM24 129L28 132L26 133V131H24ZM92 129V130H91ZM203 129V130H202ZM226 129H230L229 130H226ZM235 129V131H234ZM242 129V132H240ZM260 129V130H259ZM263 129V131L261 130ZM14 130V131H13ZM18 130V131H16ZM95 130V131H94ZM209 131L208 133L205 132V131ZM222 130V131H221ZM234 131L235 133L231 132ZM16 131V132H15ZM21 131V133H20ZM23 131L25 133H23ZM88 131V132H87ZM90 131H91V134H90ZM99 131V133H98ZM106 131V132H104ZM199 131V132H198ZM228 131V132H227ZM258 131H262L261 133ZM32 132V133H31ZM199 134H198V133ZM202 132V133H201ZM206 134H209L207 135V138H204L206 136ZM215 132H218L216 133L215 135ZM220 132V133H219ZM230 132L232 133V135L230 134ZM259 134H257V133ZM12 133V134H11ZM15 133V134H13ZM20 133V134H19ZM34 133V134H33ZM94 133V134H93ZM204 133V135H203ZM212 133V134H210ZM226 133V134H225ZM238 135H237V134ZM244 133V134H243ZM246 133V134H245ZM255 133V134H254ZM76 134V135H75ZM89 134V135H88ZM98 134V136H97ZM101 134H103L101 136ZM196 134H198L196 136ZM202 134V135H201ZM220 137H219V135ZM257 134V135H256ZM20 135V137H19ZM212 135V136H211ZM230 135V137H229ZM253 135V136H252ZM261 135V136H260ZM33 136V137H32ZM100 136V137H99ZM218 136V137H217ZM235 136V137H234ZM240 136V137H238ZM2 137V138H1ZM4 137V138H3ZM24 137V138H23ZM30 137V139H29ZM212 137V139H211ZM225 137V139H224ZM242 137L244 139H242ZM248 137V138H247ZM256 137V138H255ZM259 137V138H258ZM262 137V139H260ZM41 138V139H40ZM95 138V139H94ZM122 139V137H120ZM136 138V139H135ZM221 138V139H219ZM231 140H230V139ZM235 138V139H234ZM89 139V141H87ZM98 139V140H97ZM100 139V140H99ZM195 139V140H193ZM206 139H208L206 141ZM227 139V142H224L226 141ZM233 139V140H232ZM245 139L246 142H245ZM35 140V141H34ZM99 142V144L97 143V141ZM136 140V141H135ZM194 142H193V141ZM212 140V141H210ZM215 140L217 142H215ZM262 140V141H261ZM34 141V143H33ZM102 141V143H101ZM118 141H120L118 139ZM210 141V142H209ZM223 143H222V142ZM232 141V142H231ZM240 141V143L238 142ZM254 141V142H253ZM255 141H256V144H255ZM38 142V143H37ZM105 142V144H104ZM113 142V143H112ZM121 142V141H120ZM133 142H134V145H133ZM198 142V144H197ZM202 142L203 145H201L200 143ZM208 142L210 144H208ZM215 142V143H214ZM253 142V143H252ZM37 143V144H36ZM40 143V144H39ZM66 143V144H65ZM88 143H92L91 146H89L90 144ZM137 143V144H136ZM194 143V144H193ZM221 143V145H219ZM226 143V145H225ZM237 143V145H236ZM33 144V145H32ZM97 146H96V145ZM139 144V145H138ZM229 144V145H227ZM248 144L251 146L250 148L247 147ZM36 145H39L36 147ZM42 145V146H41ZM95 145V146H94ZM104 145V146H103ZM108 147H107V146ZM114 145V146H113ZM117 145V146H116ZM193 145V146H192ZM196 147H195V146ZM219 147H218V146ZM225 145V146H224ZM234 145V146H233ZM236 145V146H235ZM240 145V146H239ZM242 145V146H241ZM254 145V147H253ZM34 146V147H33ZM96 148V152L97 153V158H96V153H95V148ZM137 146V147H136ZM209 146H212V149L209 148ZM214 146H217V148H215ZM230 146V147H229ZM233 146V148H232ZM262 146L263 148V151H262V148L260 147ZM5 147H7L8 149H6ZM38 147H41V148H38ZM93 147V149H92ZM112 149H111V148ZM137 151H135V149ZM145 147V148H144ZM149 147V148H147ZM188 147L191 149L192 147L194 148L193 151L194 152H191L192 150L188 149ZM201 147V148H199ZM223 147V148H222ZM227 147V148H226ZM235 147V148H234ZM242 147V149H241ZM255 147H259L258 149L255 148ZM83 148V149H82ZM87 148V149H86ZM118 148V150H117ZM183 148V150L185 149ZM208 151H207V149ZM215 148V149H214ZM4 151H3V150ZM39 149V150H38ZM91 151H90V150ZM99 149V150H98ZM103 149V150H102ZM143 149V150H142ZM185 149V150H186ZM200 149V150H199ZM214 149V150H213ZM227 149V150H226ZM231 149V150H230ZM234 151H233V150ZM245 149V150H244ZM254 149V150H253ZM260 149V151H259ZM54 150V151H53ZM87 150V151H86ZM113 150V152H112ZM142 150V151H141ZM146 150V151H144ZM184 150V151H185ZM197 150V151H196ZM202 150V151H201ZM240 150V151H239ZM248 150V151H247ZM252 150V151H251ZM6 151V152H5ZM84 151V152H83ZM124 151V152H123ZM196 151V152H195ZM209 151H211L212 153H210ZM227 151V152H226ZM243 151V152H242ZM247 151V152H246ZM256 151V152H255ZM258 151V152H257ZM50 152V154H49ZM53 152V154H52ZM142 154H141V153ZM189 152L192 153V156L191 153L189 154ZM199 152H202V153H199ZM205 152V153H204ZM235 152H236V155H235ZM251 152V154H250ZM255 152V154H254ZM68 153V154H67ZM70 153V154H69ZM109 153V155H107ZM114 155H112V154ZM120 153V154H119ZM146 153V154H144ZM206 153H209V154H206ZM215 153V154H214ZM217 153V154H216ZM220 153V154H219ZM227 153V154H226ZM258 153V154H257ZM260 153V155H259ZM2 154V155H1ZM52 154V155H51ZM74 154V155H73ZM119 154V155H118ZM202 154V156H201ZM211 154V155H210ZM242 154H244V157H242ZM50 155V158L49 156ZM67 155V156H66ZM111 155V157H110ZM137 155V156H136ZM200 155V157H199ZM210 155V156H209ZM213 155V157H212ZM229 155V157H228ZM231 155V156H230ZM249 155V156H248ZM257 157V159H253L252 158V161H251V157ZM27 156V157H26ZM71 156V158H69ZM76 158H75V157ZM91 156V157H90ZM94 156L95 159L92 157ZM102 156V157H101ZM139 156V157H138ZM144 157V158H141V159H144V162L145 160H147L145 163L143 162V160H140V157ZM151 156V157H150ZM204 156V158H202ZM211 157L213 160H211L209 157ZM260 156V157H259ZM24 157V158H23ZM54 159H52V158ZM68 157V158H67ZM100 157V158H98ZM118 157V158H117ZM149 157V158H148ZM208 157V158H207ZM219 159H217V158ZM234 157V158H233ZM241 157V158H240ZM249 157V158H248ZM23 158V159H22ZM29 158V159H27ZM61 158V159H60ZM70 160V161H68ZM120 158V159H119ZM121 158L123 160H121ZM129 158V159H128ZM225 158V159H224ZM233 158V160H232ZM238 160H237V159ZM248 158V159H247ZM3 159V160H2ZM42 159V161H41ZM50 159V160H48ZM59 159V160H58ZM66 159V160H65ZM91 159V160H90ZM94 161H93V160ZM100 161H99V160ZM113 159V161H112ZM114 159H115V162H114ZM126 161H125V160ZM201 159V160H199ZM204 159V160H203ZM215 159H216V162H215ZM231 159V161L229 160ZM242 159V160H241ZM53 160V162H52ZM58 160V161H57ZM74 160V161H73ZM128 160V161H127ZM131 160V161H130ZM193 160V161H192ZM196 160V162H195ZM244 160V161H243ZM248 162H247V161ZM250 160V161H249ZM253 160L255 162H253ZM262 161V163H260L259 161ZM87 161V162H86ZM137 161H141V162H137ZM159 161V162H158ZM178 161V162H177ZM190 161L192 162L190 164ZM233 161V162H232ZM154 166H153V163ZM159 164H157V163ZM195 162V163H194ZM205 162V163H204ZM228 162V163H227ZM245 162V163H244ZM16 165H15V164ZM45 163L47 164V166H45ZM121 163V164H120ZM184 163L183 166H186V167H180L182 166V164ZM187 163V165H186ZM194 163V164H193ZM236 163H239L238 165ZM252 163V164H251ZM259 163V164H258ZM14 164V165H13ZM69 164V165H68ZM132 164V165H131ZM140 164V166H139ZM196 164V165H195ZM205 164V165H204ZM236 164V166H235ZM263 166H261V165ZM7 165V166H6ZM52 165V166H50ZM59 165V166H58ZM102 165V166H101ZM105 165V166H103ZM148 167H147V166ZM180 165V166H179ZM189 165H190V169L192 170L191 172L188 171L190 169L189 168ZM195 165V166H194ZM210 165V166H209ZM225 165V166H224ZM228 165H230L232 167H229ZM5 166V167H4ZM13 166V167H12ZM16 166V167H15ZM68 166H70V168H68ZM120 166V167H119ZM125 166V167H124ZM159 166H160V169H159ZM166 167V169L164 167ZM202 166V167H201ZM215 167V169L219 170V171H216L213 167ZM218 166V167H217ZM228 166V167H227ZM245 168H244V167ZM253 166V167H252ZM3 167V168H1ZM10 167V168H9ZM45 167V168H43ZM53 167H54V170H53ZM62 167V168H61ZM92 167V168H91ZM151 167V169H150ZM205 167V168H204ZM224 167V168H223ZM241 167L243 170H245V172L241 169V172L240 169L238 170V168ZM6 168V169H5ZM65 168V169H64ZM80 168V169H79ZM90 168V169H89ZM100 168V169H99ZM187 168V172L191 175H187L188 173L187 172H184L186 171ZM195 168V169H194ZM197 168V169H196ZM212 168V169H210ZM250 168V170H249ZM5 169V170H4ZM18 169V170H17ZM49 169V170H48ZM64 169V170H63ZM107 171H105V170ZM134 169V170H132ZM140 169V170H139ZM141 169H142V172H141ZM150 169V170H148ZM200 169V170H199ZM204 169V172L202 171ZM215 171H214V170ZM226 169V170H225ZM229 169V170H228ZM231 169V170H230ZM256 171H254V170ZM98 171V174H97V171ZM100 170V171H99ZM154 172H153V171ZM172 170V171H171ZM175 170V172H174ZM198 170V171H197ZM209 170V171H208ZM221 170V171H220ZM224 170V171H223ZM234 170V171H233ZM259 170V171H258ZM4 171V172H3ZM10 171V172H9ZM14 171V172H12ZM50 171V174L48 175ZM119 173H118V172ZM132 171V173H131ZM138 171V172H137ZM149 173H146L148 172ZM150 171H152L151 173H153L154 175H152L150 173ZM159 173H158V172ZM164 171H166L164 173ZM171 171V172H170ZM196 171V172H195ZM208 171V172H207ZM214 171V172H213ZM228 171V172H227ZM263 171V172H262ZM52 172V173H51ZM68 172V173H66ZM72 172V174H71ZM90 176H88L86 173ZM109 172V173H108ZM117 172V173H116ZM134 172V173H133ZM137 175H136V173ZM164 174H163V173ZM173 172V173H172ZM179 172V173H178ZM229 173V174H226ZM241 172V173H240ZM254 173V175H252ZM258 172L260 175H263L262 178L261 176H259L260 179L257 178L258 176ZM260 172H262L263 174H261ZM4 175H3V174ZM19 173V174H18ZM67 175H66V174ZM77 173V174H76ZM96 173V174H95ZM102 173L104 175H102ZM163 175H162V174ZM184 173V174H183ZM207 173V174H205ZM222 173V174H221ZM236 175H233L235 174ZM240 173V174H239ZM242 173L245 175V178L244 176L242 175ZM30 174V175H29ZM55 174V175H54ZM142 174V175H141ZM144 174V175H143ZM151 174V176H150ZM170 177H169V175ZM175 174V175H173ZM177 174H181L180 175V178L183 180L182 182L178 179L179 175ZM198 174H201V175H198ZM203 174V176H202ZM213 174V175H212ZM239 174V175H238ZM3 175V177H2ZM8 175V176H7ZM22 175V177H21ZM65 175V177H64ZM72 175V176H71ZM86 175V176H85ZM102 175V177H101ZM119 175V176H117ZM126 176L128 178H126L124 180V177L122 176ZM133 177H132V176ZM146 175V176H145ZM162 175V176H160ZM194 175V176H192ZM238 175V176H237ZM240 175H242L240 177ZM250 175V176H249ZM257 175V176H255ZM41 176V177H40ZM77 176V177H76ZM120 176L122 178H120ZM131 176V177H130ZM155 176V178L153 179V177ZM184 176V178H182ZM186 176H190V178L188 179ZM206 176V177H205ZM142 177V178H140ZM150 177V178H149ZM175 177V178H174ZM210 177V178H209ZM250 177L252 178V180L250 179ZM17 178V179H16ZM41 178V179H40ZM131 178V180H130ZM149 178V179H148ZM152 178V181H150ZM160 178H162L160 180ZM174 179V183L171 179ZM176 178H177V181H179V183H177L176 181ZM188 181H186V179ZM197 178V179H196ZM244 178V180H242ZM248 178V180H247ZM17 183H16V180ZM40 179V180H39ZM99 179V180H98ZM120 179V180H119ZM140 179V181H139ZM145 179V180H144ZM159 180V183H158V180ZM170 179V181L168 180ZM199 179V180H198ZM205 179V180H204ZM240 179V180H239ZM254 179V180H253ZM259 181H258V180ZM25 180V182L23 181ZM137 180V181H136ZM147 180V181H146ZM207 180V181H206ZM236 180V181H235ZM57 181V183H56ZM100 181V182H99ZM118 181V184L116 183ZM132 183H131V182ZM142 181V182H141ZM144 181V183H143ZM149 181V182H148ZM154 181V182H153ZM157 181V183H156ZM186 181V182H185ZM194 185H193V183ZM198 181H200L199 183H197ZM238 181V182H237ZM240 181V182H239ZM242 181V182H241ZM257 181V182H256ZM261 181V184H259V182ZM27 182V183H26ZM29 182V183H28ZM122 182V183H121ZM129 184H127V183ZM137 182V183H136ZM153 182V183H152ZM168 182L170 185H168ZM187 184V182L190 184L186 185L185 183ZM202 182V184H201ZM233 182V183H232ZM256 182V183H255ZM263 182V184H262ZM13 183V184H12ZM21 183V184H20ZM38 183V184H37ZM62 183V184H60ZM105 183V184H104ZM121 183V184H120ZM148 183H149V186H148ZM154 183H156L154 185ZM162 183V184H160ZM174 185H173V184ZM181 183V185L179 186V184ZM185 185H184V184ZM242 183V185H241ZM244 183V185H243ZM253 183V184H252ZM10 184V185H8ZM12 184V185H11ZM30 184V185H29ZM35 184V186H34ZM126 184V185H125ZM153 186L151 187L150 185ZM158 184V186H156ZM178 184V186H177ZM195 184H196V187H195ZM235 184V185H234ZM246 184V185H245ZM3 185V186H2ZM29 185V187L27 186ZM33 185V186H32ZM39 185V186H38ZM110 186V188H113V189H109L108 186ZM128 185V186H127ZM160 185V187H159ZM168 185V186H167ZM173 185V186H172ZM241 185V186H240ZM263 185V186H262ZM2 186V187H1ZM6 186V187H5ZM15 186V187H14ZM171 186V187H170ZM182 186V187H181ZM190 186V187H189ZM191 186H194L193 188ZM201 186V188H200ZM243 186V187H242ZM249 186V187H248ZM262 186V187H260ZM9 187V188H8ZM13 187V188H12ZM20 187V189H19ZM27 187L29 189H27ZM119 187V188H118ZM170 187V188H168ZM174 187V188H173ZM180 189L178 190L177 189ZM186 187V188H184ZM246 187V188H245ZM3 188V189H2ZM6 188H8L9 190H7ZM34 188V189H33ZM55 188V189H54ZM108 188V189H107ZM117 188V189H116ZM127 188V189H126ZM152 188V189H151ZM154 188V189H153ZM161 191H160V189ZM173 188V190H172ZM11 189V190H10ZM19 189V190H18ZM30 189H33L30 191ZM60 189V190H59ZM159 189V191H158ZM186 189V190H185ZM197 189V190H196ZM264 189V188H262ZM21 190V191H20ZM51 190V191H50ZM111 190V191H110ZM162 190H164L162 192ZM167 190V191H166ZM169 190V191H168ZM185 190V191H183ZM238 190H241V191H238ZM244 190V191H243ZM2 191V193H1ZM6 193H5V192ZM179 191H181V193H179ZM182 191L184 193H182ZM192 191V192H191ZM196 191V192H195ZM250 192V193H253V194H248L246 192ZM4 192V193H3ZM14 194V197H13V194ZM24 192V194H23ZM28 192V193H27ZM37 192V193H36ZM40 192V193H39ZM159 192V193H158ZM170 193L167 194V193ZM177 192V193H176ZM259 194H258V193ZM9 193V194H8ZM16 193V194H15ZM109 193V194H110ZM186 193V194H185ZM192 195H190V194ZM194 193H196L194 195ZM242 193V194H241ZM255 193V194H254ZM8 194V195H7ZM18 194V195H17ZM22 194V196H21ZM29 194H32L29 195ZM37 194V195H35ZM162 196H161V195ZM168 195L165 196V195ZM180 194V195H179ZM190 196H189V195ZM199 196H198V195ZM259 196H258V195ZM20 195V196H19ZM29 195V196H28ZM57 195V196H56ZM160 195V197L158 196ZM164 195V196H163ZM182 195V196H181ZM186 195V196H185ZM188 195V196H187ZM243 195V196H241ZM246 195V196H245ZM250 195V196H249ZM257 195V196H256ZM262 195V196H261ZM9 196V198H8ZM196 196H198L197 198L199 199L200 198V201H198L197 198H195ZM257 200H256V198ZM4 197V198H3ZM20 197V198H19ZM24 197V198H23ZM29 197V198H28ZM179 197V198H178ZM183 197V199H182ZM186 197V199L184 198ZM242 197V198H241ZM249 197V200L248 198ZM262 197V199H261ZM11 198V200H10ZM32 198V199H31ZM169 200H168V199ZM176 198V200H175ZM191 198V199H190ZM247 198V199H245ZM15 199V200H14ZM19 199V200H18ZM42 199V200H40ZM163 199V200H162ZM167 199V200H166ZM261 199V200H260ZM14 200V201H13ZM21 200V201H20ZM28 200V201H26ZM160 200L162 202H160ZM178 200V201H177ZM180 200V201H179ZM194 200V201H193ZM260 200V201H259ZM8 201V202H7ZM23 201V202H22ZM41 201V202H40ZM164 201V202H163ZM185 201H186V204H185ZM191 201V202H190ZM244 201V202H243ZM255 201V202H254ZM258 203H257V202ZM10 202L12 204H10ZM26 202V203H24ZM180 202V203H179ZM197 202L199 205H197ZM251 202V203H250ZM8 203V204H7ZM23 203V204H22ZM36 203V204H35ZM250 205V208H249V205ZM260 203V206L258 205ZM7 204V206H10L9 208L7 206H5ZM27 204V205H26ZM29 204V206H28ZM185 204V205H183ZM189 206H188V205ZM21 205V207H20ZM26 205V206H25ZM34 205V206H33ZM182 205V206H180ZM254 205L256 208H254ZM23 206V208H22ZM33 206V207H32ZM194 206V207H192ZM247 206V207H246ZM32 207V208H31ZM183 207V208H182ZM17 208H19V212L17 210ZM188 208V209H187ZM261 208V209H260ZM7 209V210H6ZM24 211H23V210ZM30 209V210H29ZM256 209V210H255ZM258 209V210H257ZM14 210V211H12ZM13 213H12V212ZM27 211V212H26ZM19 215H18V213ZM22 212V213H21ZM109 213V211H107ZM8 213V214H7ZM12 213V215H11ZM7 214V217L6 215ZM16 214V215H15ZM23 214V215H22ZM250 215V216H251ZM11 216V217H10ZM14 216V217H13ZM26 216H32L30 220H27L28 218H26ZM0 217V218H1ZM9 217V218H8ZM16 217V218H15ZM14 218V219H13ZM22 218V221L20 220ZM7 219L10 221H7ZM13 219V220H12ZM17 219V220H16ZM16 220V221H15ZM20 220V222H19ZM31 221V223L29 222ZM68 221V222H67ZM16 222V224L14 223ZM84 220L83 218L81 217L80 218V221L78 223V225H76V227L70 231L69 230V234H74V236L76 237L78 234L77 237H80L81 240H83L82 242H86L84 243V245L86 246V249L91 251L92 252V249L93 247L89 244V241H88V238H86V235L84 234V231H83V225H84ZM2 223V224H1ZM9 223V224H8ZM13 223V224H12ZM21 223V224H20ZM36 223V225H35ZM70 223V224H69ZM7 224V225H6ZM2 225V226H1ZM4 225V226H3ZM6 226L8 227L6 229ZM15 227V228H14ZM18 227V228H17ZM35 227V228H34ZM78 228V229H77ZM14 229V230H13ZM6 230V231H5ZM5 231V232H4ZM8 231V232H7ZM19 231V232H18ZM7 232V233H6ZM17 232V233H16ZM37 232V233H36ZM5 233V234H4ZM10 233V234H9ZM21 233V234H20ZM77 233V234H75ZM82 233V234H81ZM8 235V236H7ZM13 235V236H12ZM12 236V237H11ZM17 236V237H16ZM56 236V237H55ZM59 236L60 239H59ZM9 237V239H8ZM6 238V239H5ZM12 238V239H11ZM85 238V239H84ZM51 242H50V240ZM53 239V240H52ZM19 240V242H18ZM6 241V242H5ZM11 241V242H10ZM15 241V242H14ZM88 241V242H87ZM56 242V244H55ZM4 243V244H3ZM16 243V244H15ZM5 245V246H4ZM42 245V246H41ZM2 246V247H1ZM9 246V247H8ZM27 247V249H26ZM55 247V248H54ZM3 248V250H2ZM4 248L6 249V251L9 253L7 255V252L4 250ZM12 248V249H11ZM39 248V249H38ZM53 248V249H52ZM10 249V250H8ZM12 251L14 253V255L12 254ZM48 251V252H47ZM51 252V253H49ZM257 252V255H254V258L255 257H259L260 259L264 257V254L262 252ZM256 252L254 254H256ZM6 253V254H5ZM42 253V254H41ZM261 253V254H260ZM12 254V255H11ZM18 254V255H16ZM40 254V255H39ZM50 254V255H49ZM9 255L11 257H9ZM57 255V256H56ZM8 256V258H7ZM17 256H19L18 258H16ZM43 256H45L43 258ZM54 256V258H53ZM4 257H5V260H4ZM29 257V258H28ZM12 258V259H11ZM16 258V259H15ZM46 258V259H45ZM14 259V260H13ZM61 259V260H60ZM35 260V261H34ZM41 260L42 263H41ZM20 261V262H19ZM10 262V263H8ZM31 262V263H30ZM51 262V263H50ZM53 264V263H52Z\"/></svg>","mask_w":264,"mask_h":264}]
</instances>
